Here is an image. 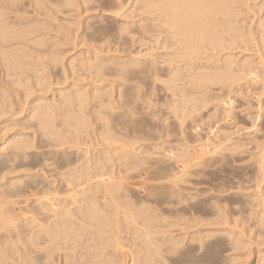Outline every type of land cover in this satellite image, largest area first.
Returning a JSON list of instances; mask_svg holds the SVG:
<instances>
[{
    "label": "bare ground",
    "instance_id": "6f19581e",
    "mask_svg": "<svg viewBox=\"0 0 264 264\" xmlns=\"http://www.w3.org/2000/svg\"><path fill=\"white\" fill-rule=\"evenodd\" d=\"M17 1L18 0H0V55H1V58H2V62L3 60L5 61L4 65L2 67H4L5 65L8 67L9 65H12V66H15V65H19L17 64L18 62H20L19 60L17 61V59H20L22 57H20L22 54H20V48H22L23 46L25 47L26 43H28V45H31L33 44L35 47L40 45V41H35V42H32V40H30V38L35 35L36 31H37V25L39 24H33V20L31 21L32 23H25L26 19L24 17H20L21 14H20V11H18L20 7H17L18 4H17ZM32 1V0H31ZM30 1V2H31ZM38 1V0H37ZM41 0H39L37 3L41 4L40 2ZM45 1V0H44ZM51 1H54V0H51ZM56 1V0H55ZM58 1V0H57ZM77 1V0H76ZM75 0H65L61 5L64 7H72L74 6L77 2ZM81 1V0H79ZM98 1H101V0H98ZM106 1V0H105ZM110 3L111 1H114V0H109ZM107 1V2H109ZM121 1V3H119ZM124 1V0H123ZM122 0H116L114 3H119V4H114L112 2L111 6L114 4L116 7V11L117 10H121L123 8L124 5L130 3L129 1H132V0H125V2H127L125 4L122 3L123 2ZM241 1V0H239ZM246 1V0H245ZM10 2V3H9ZM19 2V1H18ZM28 2V3H30ZM35 2H32V3H35ZM59 2V1H58ZM57 2V3H58ZM76 2V3H75ZM82 4L86 1H81ZM79 2V3H81ZM88 2V0H87ZM93 2L96 3L95 0H93ZM103 2V1H102ZM244 2V1H242ZM250 3V0L247 1ZM46 3V2H45ZM50 3V2H49ZM104 3V2H103ZM135 4V6L137 5H140L139 8H142L140 9L139 12L142 13V11L144 12L142 15H146V19L142 20L143 22V25H145L147 22V26H142L140 25L139 29L142 30L141 33L143 32V36L145 35H150V36H153V39L155 41V39L157 38H154V36L158 37L159 38L161 36H163V45H164V48H170V49H176L177 50H180L179 53V58L177 59L175 56V58L177 59L176 61H180V63L184 65L183 66H180V68H177L174 70V72H172V79L168 81V85L166 86L167 90L169 91H176V89L174 87H171V85H175V87H177L174 82L177 81V82H181L183 80H186V78L189 77V82L190 83H186V84H189L190 86L192 85L191 90L189 89V91H185V89H183L184 91L180 92V97L181 98H178L180 99L179 100V104L176 105L174 108H170V109H173V111L171 112V116H174L173 118H175L176 120V124L179 128H183L185 127V123H187V121L189 119H191V122H192V117L194 116L195 113H197L198 111H205V109H207L211 104H215V106H220L219 109L222 107L223 109V114L220 113V118L221 116L223 115V121H222V118H221V124L222 122H225L224 120H226V122L228 121V119L231 118L232 114H233V110H231L233 108V106L236 104L234 103V100L232 98V95H233V90L234 89H237V88H234L232 91L229 90L232 92V95L231 93H229L225 98L224 97H221V94L217 93L215 95L214 92L210 93V91L208 92L207 88H208V85H213V86H216L215 84L217 83V85H224V87L226 86H231V89L233 88V86H237L235 85L236 83H240L242 81V83L244 84V81H248V82H252L251 85H253L254 83H258L261 81V83L264 82V15H263V19L261 18V20H259V22L257 23V25L260 24V31L258 32L259 34V37L258 39L254 38L253 35L251 33L253 32H249L250 29H245V30H249L248 31V35L247 33H243L241 28L238 27L240 24H238L237 26V23L234 21V19H236V21H239L237 20L238 17H235L238 10H236V8L233 6L234 3H238V0H136L133 2ZM246 3V2H245ZM244 3V5H245ZM261 3V2H260ZM17 4V5H16ZM23 4V3H21ZM26 4V3H25ZM36 4H35V7H36ZM48 4V3H47ZM53 4V3H52ZM80 4V5H82ZM90 4V3H89ZM93 4V3H92ZM109 4V3H108ZM134 4L132 5V7H135ZM243 5V3H240V5ZM264 5V3H261ZM261 4H259L261 6ZM3 5V6H2ZM11 5V6H10ZM16 6L17 7V11L14 12V10L11 8L13 6ZM44 5V4H43ZM50 5V4H49ZM105 5V4H104ZM104 5H102V7H105ZM107 5V4H106ZM130 5V4H129ZM239 5V4H238ZM262 5V6H263ZM27 6V5H26ZM30 6V4H29ZM28 6V7H29ZM41 6V5H40ZM39 6V7H40ZM52 6V5H51ZM57 6V5H56ZM61 6V7H62ZM83 8H84V5H82ZM79 7V9H81V7ZM94 6V4H93ZM97 6V5H95ZM94 6V8H95ZM110 6V4H109ZM127 6V5H126ZM237 6V5H236ZM250 5H248L249 7ZM24 7V6H23ZM26 7V8H28ZM47 7V6H45ZM44 7V9H45ZM60 7V8H61ZM89 7V6H88ZM86 7L85 10L88 8ZM92 7V6H91ZM108 7V6H106ZM130 7V6H129ZM244 8V6H242ZM247 7V6H246ZM251 7V6H250ZM15 8V7H14ZM32 8V7H31ZM38 8V6H37ZM41 8V7H40ZM52 8V7H51ZM99 8H100V5H99ZM114 9V7H112ZM139 8H134L135 10H139ZM264 8V6H263ZM262 8V9H263ZM16 9V8H15ZM22 9V8H21ZM20 9V10H21ZM24 9V8H23ZM22 9V10H23ZM39 9V8H38ZM49 9V8H48ZM47 9V10H48ZM53 9V8H52ZM64 9V8H63ZM78 9V10H79ZM92 9V8H91ZM105 10H102L103 12L106 11V8H104ZM109 9V7H108ZM107 9V10H108ZM113 9H109V11L112 12ZM133 9V8H132ZM133 9V10H134ZM239 9V8H238ZM37 10V9H35ZM41 10V9H40ZM40 10L38 11H35L34 13H37L39 12L40 13ZM43 10V9H42ZM41 10V12H42ZM46 10V11H47ZM61 10V9H60ZM88 10V9H87ZM98 10V8L96 9V11ZM101 10V8H100ZM99 10V11H100ZM134 10V11H135ZM243 10V9H242ZM33 11V10H32ZM31 11V12H32ZM45 11V12H46ZM66 11V9H65ZM68 11V10H67ZM66 11V12H67ZM93 11H95V9H93ZM129 11V10H128ZM241 11V10H240ZM7 12H10L11 14L9 15H12L13 12L14 14L16 15L15 17H13V21L11 23H9L10 21L6 19V16H7ZM18 12H19V16H18ZM29 12V11H28ZM48 12V11H47ZM54 12V11H53ZM56 12V11H55ZM64 12V13H66ZM70 12V10H69ZM76 12V11H75ZM85 12V11H84ZM87 12V11H86ZM102 12V13H103ZM115 12V11H114ZM133 12V11H132ZM239 12V11H238ZM26 12H24L25 14ZM44 13V10L43 12ZM41 13V14H42ZM59 13V11H58ZM68 13V12H67ZM71 13V12H70ZM68 13V14H70ZM80 13V12H79ZM113 13V12H112ZM116 13V12H115ZM113 13V14H115ZM119 13V16L120 17V12L117 11V15ZM240 13V12H239ZM257 13V12H255ZM28 14V13H26ZM25 14V16H26ZM30 14V12H29ZM38 14V13H37ZM53 14V13H51ZM55 14V13H54ZM67 14V15H68ZM73 14V13H71ZM86 14V13H85ZM108 14V13H106ZM123 14V13H122ZM125 14V13H124ZM243 14V13H242ZM254 14V13H253ZM260 14V12H259ZM259 14H255V16H258ZM45 15L44 17L48 16L49 15H46V14H43ZM67 15H63L65 17H67ZM76 15V14H75ZM101 15V14H100ZM109 15V14H108ZM24 16V15H23ZM30 16V15H29ZM37 16V15H36ZM39 16V14H38ZM51 16V15H50ZM53 16V15H52ZM56 16H58L57 14L54 15V21ZM74 16V15H73ZM103 16V15H102ZM101 16V17H102ZM107 16V15H106ZM133 16V15H132ZM141 16V15H140ZM234 16V19L232 18ZM238 16V15H237ZM243 16V15H242ZM254 15L252 17H255ZM10 17V16H9ZM61 17V16H60ZM64 17V18H65ZM99 17V16H98ZM117 17V16H116ZM115 17V18H116ZM124 17V16H123ZM138 17V16H137ZM244 17V16H243ZM243 17H240L241 19H243ZM246 17V16H245ZM38 18V17H37ZM114 18V17H113ZM112 18V19H113ZM125 18V17H124ZM123 18V19H124ZM127 18V16H126ZM132 18V17H131ZM142 18V17H141ZM144 18V17H143ZM142 18V19H143ZM30 19V18H29ZM36 19V18H35ZM41 19V18H40ZM95 19V18H94ZM103 19V18H101ZM122 19V18H121ZM119 19V20H121ZM122 19V21H123ZM129 20V18H127ZM134 19V18H133ZM12 20V19H10ZM28 20V19H27ZM60 20V18L58 19ZM57 20V21H58ZM68 20V19H65V21ZM74 20V19H73ZM99 19H97V22H98ZM118 20V21H119ZM146 20V21H145ZM244 20V19H243ZM9 21V22H8ZM30 21V20H29ZM70 20H68L67 22H69ZM96 21V19H95ZM117 21V23H118ZM127 21V20H126ZM261 21V22H260ZM35 22V21H34ZM42 22V21H41ZM40 22V23H41ZM46 22V21H45ZM52 22V21H51ZM62 21H60L59 23L61 24ZM64 22V21H63ZM73 22V21H71ZM74 22H76V20H74ZM73 22V25H75ZM91 22V21H90ZM90 22H87V24H89ZM125 22V21H124ZM239 22H242V21H239ZM249 22V21H248ZM56 23V22H55ZM58 23V25H59ZM106 23V22H105ZM115 23V22H114ZM121 23V22H120ZM127 23V22H126ZM134 23V22H133ZM138 23V22H137ZM251 23V22H250ZM249 23V24H250ZM54 24V23H53ZM71 24V23H69ZM132 24V23H131ZM243 24V23H242ZM253 24V23H251ZM45 25V24H44ZM72 25V24H71ZM86 25V23H85ZM105 25V24H104ZM120 25V24H119ZM123 25V24H122ZM247 25V24H246ZM256 25V24H255ZM43 26V24L41 25ZM47 26V25H46ZM126 26V25H125ZM131 26V25H129ZM139 26V25H138ZM142 26V28H141ZM248 26V25H247ZM246 26V27H247ZM65 27V26H64ZM67 27V26H66ZM122 27V26H121ZM128 27V25H127ZM126 27V28H127ZM134 27V25H133ZM251 27V26H250ZM40 28V26L38 27V29ZM45 28V27H44ZM47 28V27H46ZM48 28H50L48 26ZM59 28H61L59 26ZM57 28V29H59ZM120 28V27H119ZM123 28V27H122ZM135 28V27H134ZM244 28V27H243ZM255 28V27H254ZM256 28V29H257ZM128 29V28H127ZM137 29V28H136ZM45 30V29H44ZM106 31L110 30V29H105ZM115 30V28H114ZM252 30V29H251ZM255 30V29H254ZM47 31V30H46ZM49 31V30H48ZM105 31L106 35L108 34L107 32ZM112 31V29H111ZM118 31V30H117ZM122 31V30H120ZM131 31V30H130ZM253 31V30H252ZM116 32V31H115ZM126 32V30H125ZM45 33V32H44ZM87 33V32H86ZM117 33V32H116ZM121 33V32H119ZM250 33V34H249ZM256 33V31L254 32ZM49 34V32H48ZM93 34V33H92ZM118 34V33H117ZM116 36H120V35H117ZM134 34H137V33H134ZM40 35V34H39ZM86 35V34H85ZM84 35V36H85ZM109 35V34H108ZM131 35V33L129 34V36ZM133 35V34H132ZM31 36V37H30ZM89 37V34L87 35ZM86 36V37H87ZM96 36V35H95ZM98 36V35H97ZM113 36V35H112ZM111 36V37H112ZM115 36V35H114ZM126 36V35H124ZM123 36V39L125 38ZM135 36V35H134ZM256 36V35H255ZM40 37V36H39ZM103 37V36H102ZM111 37H107L108 39L111 38ZM131 37V36H130ZM129 37V38H130ZM29 38V39H28ZM44 38V37H43ZM42 38V39H43ZM93 38V37H92ZM97 38V37H96ZM114 38V37H113ZM112 38V39H113ZM116 38V37H115ZM120 38V37H118ZM122 38V37H121ZM137 38V37H136ZM145 38V37H144ZM143 38V39H144ZM151 39V37H149ZM36 39V38H35ZM111 39V40H112ZM131 39V38H130ZM138 39V38H137ZM142 39V40H143ZM87 40V39H86ZM85 40V41H86ZM102 40V38H101ZM122 40V39H121ZM127 40V39H126ZM141 40V39H140ZM146 40V39H145ZM152 40V39H151ZM47 41V40H46ZM134 41V40H133ZM153 41V40H152ZM239 41V42H238ZM31 42V44H30ZM92 42V41H90ZM96 42V41H95ZM94 42V43H95ZM103 42V41H101ZM108 42V41H107ZM112 42H115V41H112ZM117 42V41H116ZM129 42V41H128ZM135 42V41H134ZM145 42V41H144ZM49 43V42H48ZM97 43V42H96ZM100 43V41L98 42V44ZM127 43V42H126ZM148 43V42H147ZM154 43V42H153ZM152 43V45H153ZM160 43V42H159ZM239 43L240 44V47L241 45L244 46L245 50L246 48H252V47H256L257 50L255 51H258V54H259V57L258 59H260V61H258L257 64L258 66L260 67H252V64H249V63H246V61L244 62V64H238L240 66H235L236 70L232 68V64H236V61L235 63L233 61H230L233 62V63H230L229 59L226 60V58H223L222 56V59L226 60L225 62L221 63L222 65L224 64V67H220L218 68L216 71L214 69V66H213V69H214V72L215 74L212 75V73H206L208 75H211V76H206V74L203 75L204 72H201V69L202 68H205L206 65L207 67H209L208 65L210 64H207L208 61H210V57L213 59L212 56L210 55H205V53L207 54L208 52L210 51H218V52H222L224 53L225 51H222V49H226V48H236L239 47ZM43 44H44V41H43ZM129 44V43H128ZM140 44V42L138 43ZM143 44V43H142ZM146 44V43H145ZM155 44V48L157 49V45L156 43ZM41 45H42V42H41ZM104 45L101 44V46ZM137 45V44H136ZM14 47H17V46H20V48H13ZM33 46V47H34ZM49 46V45H48ZM105 46V45H104ZM103 46V48H104ZM130 46V45H128ZM146 46V45H145ZM159 46V45H158ZM262 46V47H261ZM32 47V46H31ZM32 47V49H33ZM47 47V46H46ZM53 47H55L53 45ZM131 47V46H130ZM154 47V45H153ZM175 47V48H174ZM239 47V48H240ZM12 50L9 52H7L6 50L7 49H11ZM28 48V46H27ZM96 48H99L100 49V46L96 47ZM94 48V49H96ZM134 48V47H133ZM136 48V47H135ZM149 48V47H148ZM163 48V49H164ZM232 48V50H233ZM242 48V47H241ZM26 49V48H25ZM25 49L23 48L24 52H25ZM31 49V48H30ZM45 49V48H44ZM102 49V47H101ZM100 49V50H101ZM224 49V50H225ZM253 49V48H252ZM252 49H249L252 50ZM22 50V49H21ZM27 50V49H26ZM33 50H36L33 49ZM38 50V49H37ZM41 50V49H39ZM50 50V49H49ZM52 50V49H51ZM50 50V51H51ZM109 50V49H108ZM108 50L106 52H108ZM121 50V49H120ZM135 50V49H134ZM158 50V49H157ZM162 50V49H161ZM166 50V49H165ZM164 50V51H165ZM229 50V49H226V51ZM231 50V49H230ZM244 49L242 48L240 51H243ZM244 50V51H245ZM98 51V49L96 50ZM95 51V52H96ZM126 51V50H125ZM144 51V50H142ZM150 51V49H149ZM153 51V50H152ZM156 50H154L155 52ZM160 51V50H159ZM158 51V53H159ZM163 51V52H164ZM170 51V50H169ZM248 51V52H249ZM33 52V51H32ZM38 52V51H37ZM99 52V51H98ZM97 52V53H98ZM105 52V53H106ZM119 52V51H118ZM117 52V53H118ZM121 52V51H120ZM138 52V51H137ZM140 52V51H139ZM148 52V51H147ZM145 52V53H147ZM161 52V51H160ZM168 52V51H167ZM176 52V51H175ZM204 52V55L203 56V61L204 63H201L200 60L202 61V59H200V56H202ZM212 52V53H213ZM234 52V51H232ZM247 53V51H245ZM244 52V53H245ZM251 52V51H250ZM27 53V52H25ZM30 53V51H29ZM40 53V52H39ZM42 53V52H41ZM104 52H102L103 54ZM122 53V52H121ZM132 53V52H131ZM130 53V54H131ZM152 53V52H151ZM150 53V54H151ZM157 53V54H158ZM170 53V52H169ZM173 53V52H172ZM237 53V52H236ZM243 53V52H242ZM252 53V52H251ZM20 54V56H19ZM24 54V53H23ZM34 54H36L34 52ZM91 54V53H90ZM93 54V53H92ZM101 54V53H100ZM141 54V52H140ZM143 54V53H142ZM156 54V55H157ZM219 54V55H221ZM226 54V52H225ZM25 55V54H24ZM32 55V53H31ZM122 55V54H120ZM139 55V54H138ZM144 55V54H143ZM142 55V57H143ZM147 55H149V53L146 54V57H148ZM154 55V54H152ZM162 55V54H161ZM213 55V54H212ZM237 55V54H236ZM254 55V54H253ZM256 55V54H255ZM42 56V55H40ZM48 56V55H47ZM52 56V55H51ZM96 56V55H95ZM94 56V57H95ZM108 56V55H107ZM134 56V55H133ZM159 56V55H158ZM165 56V55H164ZM217 56V55H215ZM214 56V57H215ZM226 56V55H225ZM224 56V57H225ZM20 57V58H19ZM32 57V56H31ZM31 57L29 56V58L31 59ZM44 57V56H43ZM56 57V56H55ZM79 57V56H78ZM110 57V56H109ZM131 57V56H129ZM138 57V56H136ZM145 57V56H144ZM154 57V56H153ZM163 57V56H162ZM169 57V56H168ZM167 57V58H168ZM173 57V58H174ZM227 57V56H226ZM233 57V56H232ZM237 57V56H236ZM240 57V55H239ZM246 57V56H245ZM27 58V60L29 59ZM33 58V57H32ZM38 58V57H37ZM36 58V60H37ZM52 59V57H50ZM85 58V57H84ZM96 58V57H95ZM116 58V57H115ZM134 58V57H133ZM152 57H150L149 59H151ZM155 58V57H154ZM158 58V57H157ZM161 58V57H160ZM172 58V57H171ZM221 58V57H220ZM220 58L218 61H220ZM229 58V57H227ZM231 58V57H230ZM57 59V57H56ZM55 60H52V61H56ZM78 59V58H77ZM83 59V58H82ZM129 59V58H128ZM127 59V60H128ZM132 59V58H131ZM138 60V58H135ZM145 58H143L144 60ZM156 59V58H155ZM170 59V58H169ZM252 59V58H251ZM256 59V58H255ZM21 60V59H20ZM35 60V58H34ZM35 60V61H36ZM42 60V59H41ZM79 60V59H78ZM96 60V59H95ZM118 59H116L117 61ZM161 60V59H160ZM171 60V59H170ZM175 60V59H173ZM172 60V62H173ZM237 60V59H236ZM26 61V59H25ZM39 61V59H38ZM92 61V60H91ZM99 61V60H98ZM115 61V62H116ZM134 61V60H133ZM150 61H153V60H150ZM155 61V60H154ZM153 61V63H151V65L149 64L148 65V70H146V74H147V77L146 78H149V74L150 76L152 77V79H155L157 80V77L158 76V73L156 71L157 67L155 62ZM157 61V60H156ZM159 61V60H158ZM162 61V60H161ZM160 61V62H161ZM178 61V63H179ZM213 61V60H212ZM217 61V62H218ZM223 61V60H221ZM1 62V63H2ZM34 62V61H33ZM77 62V61H75ZM78 62H81L78 61ZM88 62V61H87ZM90 62V61H89ZM96 62V61H95ZM94 62V65H97L96 63ZM102 62V61H100ZM104 62V61H103ZM114 62V60L112 61ZM122 62V61H121ZM127 62V61H126ZM137 62V61H136ZM140 60L138 61V64H139ZM144 62V61H142ZM199 62V63H198ZM216 61L214 63H217ZM242 62H243V59H242ZM248 62H249V59H248ZM255 62V61H254ZM32 63V62H31ZM60 63V61L58 62ZM82 63V62H81ZM79 63V64H81ZM109 63L111 64L110 62V59H109ZM174 63V62H173ZM176 63V64H178ZM209 63V62H208ZM23 64V63H22ZM21 64V65H22ZM25 64V62H24ZM23 64V65H24ZM55 64V63H54ZM57 64V63H56ZM82 64H85V63H82ZM81 64V65H82ZM89 64V63H88ZM93 63H90V65L92 66ZM103 64V63H102ZM106 64V62L104 63V65ZM114 64V63H112ZM132 64V63H131ZM143 63H141V66H142ZM145 64V63H144ZM148 64V63H147ZM158 64V63H157ZM163 64V63H161ZM167 64V62H166ZM180 64V65H181ZM201 64V65H200ZM218 64V63H217ZM220 64V63H219ZM20 65V66H21ZM31 65V64H30ZM29 63H28V66H30ZM34 65V64H33ZM35 65H36V62H35ZM44 64H42L41 66H43ZM78 65V64H77ZM76 65V66H77ZM89 65V66H90ZM116 65V64H114ZM125 65V64H124ZM133 65V64H132ZM171 65V63H170ZM169 65V66H170ZM203 65V66H202ZM255 65V64H253ZM5 66V67H6ZM19 66V69H23L22 72L24 71L25 73V69L24 70V66L22 68H20ZM26 66V65H25ZM46 66V65H45ZM75 66V65H74ZM73 66V67H74ZM86 66V65H85ZM84 66V67H85ZM90 66V67H91ZM113 66V65H111ZM122 66V65H121ZM139 66V65H137ZM140 66V67H141ZM163 66H165L163 64ZM172 66V65H171ZM179 66V65H178ZM216 66V64H215ZM256 66V65H255ZM18 67V66H16ZM15 67V68H16ZM26 67V68H27ZM33 67V66H32ZM39 67V66H38ZM37 65H36V68H38ZM79 67V66H78ZM83 67V66H82ZM94 67V66H93ZM99 67V68H98ZM95 66V68L97 69H101L102 68V65L101 67L100 66ZM118 67V65H117ZM143 67V66H142ZM150 67V68H149ZM160 67V66H159ZM162 67V66H161ZM182 67V68H181ZM202 67V68H201ZM206 67V68H207ZM10 68V67H8ZM88 68V67H87ZM92 68V67H91ZM104 68V67H103ZM110 68V67H109ZM107 69V64H106V68L107 70H111V69ZM112 68V67H111ZM114 68V67H113ZM116 68V67H115ZM123 76L125 75V72L127 74L128 70H130V66L128 65H125V67L123 66ZM147 68V67H146ZM205 68V69H206ZM211 68V67H210ZM210 68H207L206 71ZM216 68V67H215ZM1 69V68H0ZM13 70L17 71L16 69L12 68ZM34 69V68H32ZM31 69V70H32ZM39 69H41L39 67ZM82 69H85V68H82ZM89 69V68H88ZM97 69V70H98ZM104 69V70H105ZM132 69V68H131ZM136 69V67H135ZM138 69V68H137ZM161 69V68H160ZM200 69L199 72L201 73L199 74L198 73V70ZM11 70V68L9 69ZM8 70V71H9ZM12 70V73H15V71L13 72ZM30 71V69H28ZM91 70V69H90ZM95 70V69H94ZM94 70H92L94 72ZM98 70V72H99ZM102 70V69H101ZM100 70V71H101ZM115 70V69H114ZM117 70V69H116ZM115 70V72H116ZM119 70V69H118ZM117 70V71H118ZM158 70V69H157ZM170 70V69H169ZM7 71V72H8ZM29 71H26V72H29ZM44 71V70H43ZM83 71V70H81ZM87 71V70H86ZM96 71V70H95ZM106 71V70H105ZM112 71V70H111ZM142 71H144V69H142ZM166 71V69H165ZM168 71V70H167ZM197 71V72H196ZM204 71V70H203ZM212 70H209V72H211ZM4 72H5V69H4ZM6 72V73H7ZM21 72V73H22ZM35 72V71H34ZM88 72V71H87ZM91 72V71H90ZM91 72V73H93ZM96 71L95 74L98 73ZM104 72V71H103ZM112 74L113 75H117V73L115 74ZM139 72H141L139 70ZM145 72H142L144 75H145ZM208 72V71H207ZM3 73V72H2ZM5 73V75H6ZM23 73V74H24ZM30 73V72H29ZM32 73V72H31ZM89 73V72H88ZM113 73V72H112ZM140 73V75L142 74ZM171 73V72H170ZM174 73V74H173ZM103 73L100 72L99 75H101ZM120 74V73H119ZM130 74V73H129ZM142 74V75H143ZM197 74V76H195ZM200 77H199V75ZM18 74H14L13 77ZM37 75V74H35ZM40 75V74H39ZM92 75V74H91ZM94 75V74H93ZM97 75V76H99ZM139 75V74H138ZM139 75V76H140ZM162 75V74H161ZM165 75V74H163ZM168 75V74H167ZM174 75V76H173ZM2 77V75H0ZM11 76V75H10ZM24 76H26L24 74ZM30 76V74H29ZM34 76V75H33ZM41 76V75H40ZM46 76V75H45ZM102 76V75H101ZM100 76V77H101ZM107 76V75H105ZM122 76V75H121ZM120 76V77H121ZM133 76V75H132ZM131 76V77H132ZM7 77V75H6ZM9 77V76H8ZM37 77V76H36ZM103 77V76H102ZM108 77H111V76H108ZM135 77V76H134ZM138 77V76H137ZM137 77H136V80H137ZM144 77V76H143ZM142 77V79H143ZM169 77V76H168ZM198 77V78H197ZM20 78V77H19ZM19 78H18V81H19ZM26 78V77H25ZM33 78V77H32ZM35 78V77H34ZM96 78V77H95ZM94 78V79H95ZM107 78V77H106ZM123 78V77H122ZM128 78V77H127ZM140 78V77H138ZM191 78L193 80H191ZM6 79V78H5ZM10 79V78H8ZM21 79V78H20ZM44 79V78H43ZM49 79V78H48ZM93 79V80H94ZM102 79H105V77H103ZM115 82H119L117 79V77H115ZM124 79V78H123ZM134 79V78H133ZM141 79V78H140ZM139 79V80H140ZM151 79V78H150ZM161 79V77H160ZM165 79V78H164ZM163 79V80H164ZM1 80V79H0ZM31 80V79H30ZM39 80V79H38ZM100 80V79H99ZM120 80V79H119ZM122 80V79H121ZM126 80V79H125ZM125 80H124V83H125ZM131 80V79H130ZM129 80V81H130ZM144 80V79H143ZM146 80V79H145ZM159 80V78H158ZM157 80V81H158ZM163 80H159L158 82L160 81H163ZM166 80H168V78H166ZM50 81V80H49ZM48 81V82H49ZM128 81V80H126ZM148 82V79L146 80ZM4 82V81H3ZM25 82V81H24ZM39 82V85H42V83L40 84V80L38 81ZM45 82V81H44ZM47 82V80H46ZM45 82V83H46ZM47 82V83H48ZM95 82V80H94ZM116 82V83H117ZM121 82V81H120ZM123 82V81H122ZM134 82V80H133ZM150 82V81H149ZM179 82V83H180ZM184 82V81H183ZM188 82V80L186 81ZM248 82H245V85ZM2 83V82H1ZM9 83V81H8ZM7 83V85H8ZM13 83V82H12ZM14 83H16L14 81ZM22 83V81H21ZM20 81H19V85L21 84ZM26 83V82H25ZM30 83V82H29ZM28 83V84H29ZM100 83V82H99ZM98 83V84H99ZM111 83L114 84V80L113 82L111 81ZM110 83V84H111ZM123 83V84H124ZM143 83V82H142ZM157 83V82H156ZM163 83V82H161ZM160 83V84H161ZM165 83V81H164ZM178 83V84H179ZM260 83V84H261ZM6 83H4L5 85ZM10 84V83H9ZM27 84V85H28ZM37 84V83H36ZM97 84V83H96ZM145 84V83H143ZM152 84V82H151ZM181 84H183L181 82ZM184 83V85L187 87ZM194 84V86H193ZM242 84V86H244ZM264 84V83H263ZM2 85V84H1ZM23 85V84H21ZM30 85V84H29ZM33 85V84H32ZM48 85V84H46ZM50 85V84H49ZM48 85V86H49ZM112 85V84H111ZM127 85V83H126ZM131 85V84H130ZM134 85V84H133ZM162 85V84H161ZM164 85V84H163ZM162 85V86H163ZM12 86V85H11ZM17 86V85H16ZM102 86V85H101ZM146 86V85H145ZM240 86V84H239ZM239 86H237L238 88H240ZM241 86V89L243 88ZM255 86V85H253ZM259 86V85H258ZM9 87V86H8ZM18 87V86H17ZM24 87V86H23ZM29 87V86H28ZM76 87V86H75ZM114 87V86H112ZM111 87V88H112ZM128 87V86H127ZM133 87V86H132ZM159 87V86H158ZM181 87V86H180ZM212 87V86H211ZM210 87V88H211ZM223 87V86H221ZM245 88L243 89V91H245L246 89V86H244ZM250 87V85H249ZM1 88V87H0ZM19 88L22 89V87L20 86ZM119 88H123V86L119 87ZM126 89V87H124ZM123 88V89H124ZM135 88V86L133 87ZM137 88H139L137 86ZM151 88V87H150ZM165 88V86H164ZM183 88V87H182ZM214 88V87H213ZM228 89V87H226ZM252 88V87H251ZM255 88V87H254ZM262 88V87H261ZM14 89V88H13ZM12 89V90H13ZM18 89V88H17ZM16 89V90H17ZM25 89H28L27 86H25ZM25 89H23V92L26 91ZM43 89V88H41ZM104 89V88H103ZM110 89V88H109ZM136 89V88H135ZM153 89V88H152ZM160 89V87H159ZM165 89V90H166ZM173 89V90H172ZM194 89V91H193ZM217 89V88H216ZM226 89V90H227ZM248 89V88H247ZM257 89V88H256ZM7 89L4 90V93H6ZM19 90V89H18ZM31 90V89H30ZM40 90V89H39ZM78 90V89H76ZM81 90V89H80ZM119 90V89H118ZM131 90V88H130ZM129 89L124 91V92H119L121 93L120 95L122 97L119 96L120 99H123L121 101L122 103V106H125V108L129 110V112L131 111V113L133 112L134 109V102L136 103L137 101V98L140 96L139 93H136V94H133V91L131 92ZM139 90H141L139 88ZM155 90V89H154ZM164 90V89H163ZM212 91V88L210 89ZM227 90V91H229ZM238 90V89H237ZM249 90V89H248ZM264 90V88H263ZM44 91V89H43ZM67 91V90H66ZM79 91V90H78ZM84 91V89L82 90ZM99 91V90H98ZM113 91V90H112ZM122 91V89H121ZM149 91V90H148ZM223 91V90H222ZM236 91V90H234ZM247 91V90H246ZM257 91V90H256ZM18 92V91H17ZM64 92V91H62ZM74 92V91H73ZM81 92V91H79ZM97 92V91H96ZM101 92V91H100ZM107 92H109L107 90ZM135 92H138L137 90ZM141 92V91H140ZM144 92V91H143ZM157 92V91H156ZM216 92V90H215ZM221 92V91H219ZM226 92V91H225ZM223 91V93H225ZM258 92V91H257ZM255 92V93H257ZM8 93V92H7ZM6 93V94H7ZM10 93V92H9ZM25 93V92H24ZM66 93V92H65ZM64 93V94H65ZM70 93V92H68ZM76 93V95L74 94L73 97H77V98H74L75 101H78L80 104L76 109H78L77 111L75 112H79L81 115H78L74 112V115L73 113L67 111V113H71L70 116H66V119H64V124L65 126H71V127H76L78 129H80L81 131L84 130L83 133L81 134H84L85 136H88L87 132H89V127L91 126V129L94 131L93 127L89 121L90 119H92L93 117H91L92 115H94V113L92 111H94L96 113V116H101V117H97V121H99L100 119V126H101V123H102V128L100 127L99 130L100 132H98V134L102 132V134L100 135V140H103V143L105 142L106 143V148H103L100 152L101 154L97 155L96 156V159H93L91 155H89L90 153V150L86 147L87 150H79L76 152L77 155H75V157H72L70 158L69 160H62L60 159L59 160V163H61V165L59 166V169L61 172L57 173L56 177L59 178V176L63 179V183L64 184H61L59 185L60 186H63L64 187H60L62 188V190H59L58 187H55V181L58 179H55L53 181H46V179L44 180V182L38 180L37 179H30V182L27 180V187L30 188L31 191V195H28L26 190L21 186L23 181L22 180H16V179H10L7 187L5 188H0V264H11V262H16L18 264H26L27 261H29L30 257L28 258V254L26 253H22L21 252V248L18 247L20 244V242H27L28 243V246H24L25 248L29 247V244H31V246L33 245V248H34V245L35 247L37 246V244H42V245H38L40 247V249L43 246V244L46 245V243H52V247L51 249H48L47 252H45L44 248H42L41 252L45 253V259H49V261H51L50 259H53V256L54 254H57L56 252L54 253V251H61V254L64 251V254L65 252H67L66 255H64V258L65 260L70 257L69 256V253L72 252L73 250H76L77 249V245L76 243L78 244L79 241L77 242V240L75 241V243H72L71 245L69 244V242L71 243V239H69L71 235H76V232L78 233V236L81 240H84V243L82 242L81 246L84 244V254L85 256L83 255V253L80 251V253H82V255L84 256L85 260H86V263L84 264H107V263H110V264H241L239 261V259H242L243 255H242V251H243V246H245V244L242 246V249H241V246H239L237 243H231L229 242L230 244H228V242L225 243V238H222L219 237L220 239L218 240L217 236L215 235V231L216 233L217 232H222L221 229L219 228H215V229H206V230H203V229H200L198 228V226L200 225L199 223V220L195 217L199 214V211L197 212L196 210L198 209H195L198 205V203H196V207H194L195 203L193 202L192 199L188 200L189 199V194L193 193L192 191H190V185L189 183L194 184L195 185H200L199 181H195L194 182V179H198V177H202L203 175L205 176L206 173L209 172L210 169H208V172H205L206 171V168H209L211 167V157L207 154H209V147H208V143H209V140H211V142L213 144H215V142H217L218 140L220 141V137H217L219 134H217V132L215 133V130L214 132H210L211 130V126H208V127H211L209 130V133L210 135L213 133L217 134V136L215 135V137L213 136H209L211 138H217L218 140L217 141H212L213 139H209L208 137V141L206 140V142H200V140H195L194 138H192L193 140L197 141L198 143L200 142V144L198 145V147H191L193 149H190L192 150L191 152L188 151V153H177V151L180 149L179 145V149L176 151L175 153V150L173 149V147H171V149L169 148L168 150L169 151H166L164 152L163 148L164 145H162L163 147L161 148V151L163 150V155H164V160H161V157H160V160L161 161H155L153 163H150L143 155V153L141 152L142 150H140L139 148H136L135 146L138 145L136 144V142H134L133 140L134 139H138L139 135H145L146 132H148V128L147 126L144 125V123L140 122V121H134V113H130L128 112V110L126 111V113H123V112H119L118 110L116 111L117 108L114 109V107L112 108V106L114 105H111V104H114L110 98L109 99H103L102 95H100L101 97H96L94 100L92 99L93 101V107L94 108H91V109H94L92 110L91 112L93 113L89 118V121H88V116H86V114L88 115V112L87 110H90L88 109L89 108V103H87L83 94L81 93H78L77 91L74 92ZM87 93V92H86ZM95 93V92H94ZM106 93V92H105ZM104 93V94H105ZM110 93V92H109ZM118 93V94H119ZM162 93V92H161ZM165 93V92H163ZM175 93V92H174ZM173 92L170 93L169 97L171 96L172 94V97H173ZM214 93V94H213ZM228 93V92H227ZM237 93V92H236ZM238 93H243V92H240L238 90ZM247 93V92H246ZM250 93V91H249ZM248 93V94H249ZM263 93V92H261ZM259 93V94H261ZM1 94V93H0ZM3 94V93H2ZM5 94V97L7 96ZM11 94V93H10ZM16 94V93H15ZM43 94V93H42ZM72 94V93H71ZM85 94V93H84ZM102 94V93H101ZM244 94V93H243ZM242 94V95H243ZM14 95V94H12ZM26 95L25 94V98H26ZM60 95V94H59ZM63 95V93H62ZM69 95V94H68ZM95 95H97L95 93ZM106 95V94H105ZM108 95V94H107ZM111 97L113 96L112 94H110ZM109 95V96H110ZM139 95V96H138ZM146 95V93H145ZM149 95V94H148ZM161 95V94H159ZM165 95V94H163ZM167 95V94H166ZM177 95V94H176ZM236 95V94H235ZM234 95V96H235ZM241 95V94H240ZM241 95V96H242ZM1 96V95H0ZM21 96V95H20ZM71 96V95H70ZM83 96V97H82ZM233 96V97H234ZM246 96V95H244ZM242 96V97H244ZM264 96V94H263ZM1 97H4L1 96ZM12 97V96H11ZM62 97V96H61ZM68 97V96H67ZM71 97V98H73ZM92 97V96H91ZM106 97V96H105ZM178 97V96H177ZM177 97H174V98H177ZM252 97V96H251ZM260 98L261 96L257 95V98ZM10 98V97H9ZM17 98V97H16ZM16 98H14L16 100ZM83 98L84 100L86 101H83ZM87 98V97H86ZM94 98V97H92ZM118 98V99H119ZM141 98V97H140ZM143 98V97H142ZM167 98V96L165 97ZM255 98V97H254ZM3 99V98H2ZM12 99V98H11ZM10 99V100H11ZM17 99H20V98H17ZM159 99V98H158ZM250 99V98H249ZM261 99V98H260ZM5 100H7V98H5ZM9 100V102H10ZM14 100V101H15ZM41 100V99H40ZM57 100V99H56ZM62 100V98H61ZM65 100V99H64ZM64 100L62 102V104L64 103ZM68 100V99H67ZM66 100V101H67ZM110 100V101H109ZM116 100V99H115ZM140 100V99H139ZM176 100V99H175ZM256 100V98L254 99ZM263 100V99H262ZM4 100H2V103H3ZM37 101V100H36ZM74 101V100H73ZM117 101V100H116ZM145 101V100H144ZM148 101V100H147ZM146 101V102H147ZM163 101H164V97H163ZM167 101V100H166ZM237 101V100H236ZM244 101V100H243ZM248 101V100H247ZM253 101V100H252ZM259 101V100H258ZM1 102V101H0ZM13 102V101H12ZM10 102V103H12ZM44 102V101H43ZM42 101H37V105L34 107L33 109V112L31 113L32 114V119L30 117L31 120H34L36 122L35 125L36 127H42L43 128V131L46 129V133H50V132H47V131H51V129L47 130V128H51L53 125L51 124H54L55 125V122L54 123H50L52 121H50L49 123L46 121V119H48V116L46 117L48 111L50 109H53V111L51 112H54V109H56V104H53L55 105H50V103H43ZM46 102H49V101H46ZM59 102H61L59 100ZM68 102L70 103V101L68 100ZM78 102H75V103H78ZM112 102V103H111ZM150 102V100H149ZM8 103V101H7ZM14 103V102H13ZM120 103V102H119ZM133 103V105H132ZM141 103V102H140ZM145 103V102H144ZM142 103V104H144ZM153 103V102H152ZM161 103V102H160ZM171 103V101H170ZM175 103V102H174ZM178 103V101H177ZM244 103V102H243ZM263 103V101H262ZM1 104V103H0ZM16 105V103H14ZM36 104V103H35ZM162 104V103H161ZM173 104V103H171ZM257 104V102H256ZM2 105V104H1ZM4 105V104H3ZM2 105V106H3ZM67 105V104H66ZM64 105V106H66ZM71 105V104H70ZM121 105V104H120ZM152 105V104H151ZM150 105V106H151ZM174 105V104H173ZM237 105V104H236ZM247 104L244 105V108ZM11 106V105H10ZM59 106V105H58ZM61 106V105H60ZM73 106V105H71ZM133 107L131 110L130 107ZM144 106V105H143ZM157 106V105H156ZM155 106V107H156ZM214 106V105H213ZM253 106V105H252ZM255 106V105H254ZM92 107V106H91ZM142 107V106H141ZM140 107V108H141ZM152 107V106H151ZM150 107V108H151ZM159 107V106H158ZM173 107V106H171ZM243 107V106H242ZM248 107H249V104H248ZM256 112L258 111H261L262 112V109H263V105H261L260 102H258V104L256 105ZM5 108L7 109L6 105H5ZM3 108L5 111L6 109ZM12 108V106L10 107ZM16 107H14L15 109ZM64 108V107H63ZM70 108V107H69ZM122 108V107H121ZM123 107V109H125ZM130 108V109H129ZM163 108V107H162ZM244 108H240V109H244ZM251 108V107H249ZM2 109V110H3ZM73 109V108H72ZM120 109V107H119ZM149 109V108H148ZM155 109V108H154ZM167 109V108H166ZM235 109V107L233 108ZM255 109V108H254ZM1 110V108H0ZM13 110V108H12ZM12 110H7V111H12ZM58 110V109H56ZM55 110V111H56ZM66 110V109H65ZM70 110V109H69ZM144 110V109H143ZM150 110V109H149ZM161 110V109H160ZM231 110V111H230ZM238 110L235 109V112ZM246 110V109H245ZM244 110V111H245ZM4 111V112H5ZM14 111V110H13ZM12 111V113H13ZM147 111V110H146ZM154 111V110H153ZM240 111V110H239ZM247 111V110H246ZM264 111V110H263ZM2 112V111H1ZM15 112V111H14ZM17 112V110H16ZM128 112V113H127ZM142 112H145L142 111ZM148 112V111H147ZM198 112V113H199ZM255 112V114H256ZM260 112V113H261ZM59 113V111H58ZM66 113V112H65ZM150 113V112H149ZM153 113V112H152ZM167 113V112H166ZM204 113V112H203ZM209 115H210V111L208 112ZM241 113V112H240ZM239 113V114H240ZM246 113V112H245ZM248 113H249V110H248ZM18 114V113H17ZM60 114V113H59ZM91 114V113H90ZM89 114V115H90ZM99 114V115H98ZM213 114V113H212ZM211 114V115H212ZM237 114V113H236ZM235 114V115H236ZM16 115V113H15ZM66 115V114H65ZM68 115V114H67ZM137 115V114H136ZM141 115V114H140ZM139 115V116H140ZM202 115V114H201ZM200 115V116H201ZM205 115V114H204ZM234 115V116H235ZM244 115V113H243ZM259 115V113H258ZM27 116V115H26ZM52 116V115H51ZM63 116V115H62ZM61 116V117H62ZM239 116V115H238ZM254 116V115H253ZM147 117V115H146ZM208 117V116H207ZM245 117V116H244ZM256 117V116H255ZM260 117V116H259ZM136 118V117H135ZM151 118V117H150ZM166 118V117H165ZM168 118V116H167ZM203 118V117H202ZM201 118V119H202ZM206 118V117H205ZM211 118L213 119L212 117H208V119ZM234 118V117H232ZM231 118V119H232ZM29 119V118H28ZM62 119V120H63ZM141 119V118H140ZM164 119V118H163ZM194 119V118H193ZM208 119H205L206 121ZM210 119V120H211ZM218 119V118H217ZM216 119V120H217ZM240 119H242L240 117ZM244 119V118H243ZM250 119V116L249 118ZM95 120V119H94ZM204 120V119H202ZM204 120V121H205ZM247 120V118H246ZM260 120V119H259ZM258 120V121H259ZM92 121V120H91ZM149 121V120H148ZM205 121V122H206ZM233 120H231L230 122H232ZM236 122V120H234ZM233 121V122H234ZM257 121V120H256ZM95 122V121H93ZM190 122V120H189ZM200 122V121H199ZM203 122V121H202ZM201 122V123H202ZM214 122V121H213ZM217 122V121H215ZM219 122V123H220ZM229 123V122H227ZM234 122V123H235ZM241 122V121H240ZM253 122V121H252ZM59 123V122H58ZM57 123V124H58ZM98 123V122H97ZM218 123V122H217ZM237 123V122H236ZM242 123V122H241ZM254 123V122H253ZM256 123V122H255ZM258 123V122H257ZM256 123V124H257ZM33 124V123H32ZM147 124V123H146ZM200 124V123H199ZM207 124V123H205ZM205 124H203L205 126ZM215 124V123H214ZM213 124V125H214ZM232 123L230 124H227L231 126ZM245 124V123H244ZM250 124L251 121H250ZM96 126V123L94 124ZM98 125V124H97ZM216 125V124H215ZM219 125V124H218ZM217 125V126H218ZM262 125V124H261ZM151 126V125H150ZM165 126V124H164ZM171 126V125H170ZM189 126V125H188ZM192 126V125H191ZM199 126V125H197ZM196 126V127H197ZM201 126V125H200ZM221 126V125H220ZM226 126V127H227ZM236 126V124H235ZM241 126V125H239ZM264 126V125H263ZM8 127V126H7ZM98 127V126H96ZM155 127V126H154ZM159 127V126H158ZM161 127V126H160ZM207 127V128H208ZM255 127V126H254ZM260 127V126H259ZM34 128V127H33ZM151 128V127H150ZM186 128V127H185ZM184 128V129H185ZM195 128V127H194ZM198 128V127H197ZM201 128V127H199ZM198 128V129H199ZM206 128V129H207ZM214 128V127H213ZM256 128V127H255ZM53 129V128H52ZM59 129V128H58ZM62 129V128H61ZM90 129V131H92ZM163 131H159V133H166V136L169 137L170 135L168 134H172L169 132V128L167 129L163 127ZM192 129V128H191ZM215 129V128H214ZM217 129V128H216ZM219 129V128H218ZM241 129V128H239ZM56 130V129H54ZM60 130V129H59ZM64 130V129H63ZM68 130V129H67ZM74 130V129H73ZM72 130V131H73ZM79 130V131H80ZM98 130V129H97ZM95 130V131H97ZM98 130V131H99ZM158 130V129H157ZM182 130V129H181ZM188 130V128H187ZM201 131V129H199ZM205 130V129H204ZM213 130V129H212ZM222 130V129H221ZM225 130V129H224ZM227 130V129H226ZM229 131H231V129H228ZM233 130H234V127H233ZM255 130V129H254ZM257 130V129H256ZM264 130V129H262ZM58 131V130H57ZM56 131V133H57ZM62 131V130H61ZM65 131V130H64ZM78 131V132H79ZM80 131V132H81ZM93 131L92 133H90V135L92 134V139L93 141L95 139H97V137H93ZM94 131V132H95ZM146 131V132H145ZM151 131V130H150ZM150 131L149 134L150 135ZM155 131V130H154ZM192 131H195V130H192ZM19 132V131H18ZM40 132V131H39ZM55 132V131H54ZM67 132V131H66ZM70 132H71V129H70ZM158 132V131H157ZM188 132H191L188 131ZM204 132V131H203ZM202 132V133H203ZM206 132V131H205ZM208 132V131H207ZM220 132V131H219ZM224 132V131H223ZM236 133V131H234ZM239 132L241 133L242 131L239 130ZM238 132V133H239ZM257 132V131H256ZM263 132V131H262ZM61 133V132H60ZM64 133V132H63ZM76 133V132H75ZM87 133V134H86ZM153 133V132H152ZM156 133V131H155ZM176 133V132H175ZM194 133V132H193ZM239 133V134H240ZM243 133V132H242ZM259 133L261 132H258V135ZM40 134V133H39ZM51 134V133H50ZM52 134L54 135L53 133V130H52ZM59 135V132L57 133ZM64 134H67V133H64ZM95 134H97L95 132ZM182 134V133H181ZM185 134V133H184ZM191 134V133H189ZM197 131L195 132V134L193 135H197ZM207 134V133H206ZM222 134V133H221ZM229 134V133H228ZM232 134V133H231ZM49 135V134H48ZM47 135V136H48ZM57 135V136H58ZM78 135V133H77ZM84 135H80V137L84 136ZM160 135V134H159ZM158 135V136H159ZM223 135V134H222ZM51 136V135H50ZM56 136V134L54 135ZM99 136V135H97ZM139 136V137H138ZM148 135H146L145 137H147ZM153 136V135H152ZM157 136V135H156ZM161 136V135H160ZM175 136V135H174ZM179 136V135H178ZM202 136V135H201ZM204 136V135H203ZM207 136V135H206ZM227 136V134H226ZM229 136V135H228ZM227 136V137H228ZM239 136V135H238ZM243 136V135H242ZM1 137V136H0ZM14 137V136H13ZM53 137V136H52ZM63 137V136H62ZM122 137V138H121ZM177 137V136H176ZM182 138V136H180ZM186 137V136H185ZM188 137V136H187ZM196 138L198 136H195ZM227 137H225V140L227 139ZM234 137V135H233ZM237 137V136H236ZM259 137V136H258ZM25 138V137H24ZM23 137H15L13 138L12 140H10L7 144V147L6 150H10L11 153L10 155L8 156H5L4 153H6L7 151L3 150V155L1 156L0 155V175L1 174H4L5 176H8L6 175V170H8V172L10 171V168H12V171L13 172V168L12 165H18V166H23L24 163H25V160L26 158L30 155L31 156V152L30 154H28L27 150L31 151L30 149L34 147V139L32 140V143L30 142V140H28V138L26 137V139H24ZM67 138V137H66ZM84 141L86 140V137H84ZM102 138V139H101ZM163 138L165 139V137L161 136V137H157V141L158 139L160 140H163ZM171 138V137H170ZM174 138V137H173ZM184 138V137H183ZM199 138V137H198ZM204 138V137H203ZM231 138V137H229ZM41 139V137H40ZM58 139V138H57ZM61 138H59L58 140H60ZM65 139V137H64ZM68 139V138H67ZM80 139V138H78ZM88 139H90V137L88 138L87 137V142ZM132 139V140H131ZM146 139V138H144ZM175 139V138H174ZM205 139V138H204ZM207 139V138H206ZM43 140V139H42ZM69 140V139H68ZM67 140V141H68ZM77 140V139H76ZM82 140V139H81ZM99 140V139H97ZM95 140V141H97ZM98 141L97 144L98 145H101V141ZM153 140V138H152ZM180 140V139H179ZM216 140V139H215ZM224 140V139H223ZM232 140V139H231ZM230 140V141H231ZM250 140V139H249ZM1 141V140H0ZM91 141V139H90ZM91 141V142H93ZM136 141V140H135ZM147 141H149L147 139ZM156 141V140H155ZM164 141V140H163ZM173 141V140H172ZM205 141V140H204ZM222 141V140H221ZM234 141V140H233ZM247 141V140H246ZM66 142V141H65ZM69 143L70 142H73V140L71 139V141H68ZM66 142V143H68ZM81 142V141H80ZM83 142V140H82ZM87 142H84V144H86ZM91 142L90 145L92 144ZM151 142V141H150ZM154 142V141H153ZM161 142V141H160ZM159 142V143H160ZM169 141H167L168 143ZM177 142V141H176ZM180 142V141H179ZM183 142V141H182ZM185 142V141H184ZM189 142V141H187ZM196 142V143H197ZM227 142V141H226ZM239 142V141H238ZM262 142L263 139H262ZM59 143V142H58ZM63 143V142H62ZM68 143V144H69ZM79 143V142H78ZM94 143V142H93ZM152 143V142H151ZM191 143V142H190ZM219 143V142H218ZM222 143H225V142H222ZM234 143V142H233ZM254 143V142H253ZM44 144V142H43ZM75 144V143H74ZM82 144V143H81ZM172 144H174L172 142ZM176 144V143H175ZM184 144V143H182ZM186 144V142H185ZM217 144V143H216ZM251 144V143H250ZM6 145V143H5ZM38 145V144H37ZM42 145V144H41ZM67 146V144H65ZM70 145H72L70 143ZM76 145V144H75ZM96 145V146H98ZM197 145V144H196ZM196 145H192V146H196ZM211 145V143H210ZM220 145L221 142H220ZM219 145V146H220ZM243 145V144H242ZM248 145V144H247ZM257 145V144H256ZM263 145V143H262ZM48 146V144H47ZM45 144L44 146H39V149H42L43 147H47ZM77 146V145H76ZM79 146H82V145H79ZM78 146V147H79ZM86 146V145H84ZM94 146V145H93ZM152 146V145H151ZM160 146V145H159ZM157 146V147H159ZM213 146V145H211ZM215 146V145H214ZM224 145H222V148H223ZM240 146V145H239ZM244 146V145H243ZM261 146V145H260ZM4 147V148H5ZM49 147V146H48ZM61 147V145H60ZM71 147V146H70ZM75 147V146H74ZM72 147V149L74 148ZM100 147V146H99ZM103 147V146H102ZM143 147V145H142ZM156 147V148H157ZM184 147V146H183ZM188 147V146H187ZM208 147V148H207ZM218 146H215L213 148H217ZM225 147H228V146H225ZM233 147V146H231ZM249 147V146H248ZM258 147V146H257ZM256 147V148H257ZM3 148V147H2ZM63 148V146H62ZM85 148V147H84ZM141 148V147H140ZM155 148V147H154ZM177 148V147H176ZM241 148V147H240ZM262 148V147H261ZM47 149V148H46ZM45 148L43 150H46ZM49 149V148H48ZM47 149V150H48ZM51 149V148H50ZM61 149V148H60ZM76 149V148H75ZM83 149V148H82ZM97 149V147H96ZM186 149V147H185ZM208 149V151H207ZM219 149V147H218ZM224 149V148H223ZM227 149V148H226ZM244 149V148H243ZM242 149V150H243ZM33 150H36V148L34 147ZM42 150V151H43ZM55 150V149H54ZM63 150V149H62ZM95 150V149H93ZM146 150V149H145ZM156 150V149H155ZM158 150V149H157ZM156 150V151H157ZM174 150V151H173ZM183 150V148H182ZM225 150V149H224ZM224 150L222 151H218V152H224ZM234 150V149H233ZM237 152L238 149H236ZM240 150V149H239ZM264 151V146H263V149ZM72 151V150H71ZM70 151V152H71ZM96 151V150H95ZM151 151V150H150ZM160 151V150H159ZM214 149L211 151L213 152ZM230 151V149H229ZM262 151V154L264 153ZM48 152V151H47ZM47 152L45 154H47ZM58 152V151H57ZM183 152V151H182ZM210 152V153H211ZM217 152V151H216ZM217 152V153H218ZM232 152V150H231ZM245 152V151H244ZM260 152V151H259ZM64 153V152H63ZM74 153V152H73ZM72 153V155H73ZM150 153V152H149ZM156 153V152H154ZM165 153V154H164ZM215 153V151H214ZM214 153H212L211 155H215ZM216 153V154H217ZM230 153V152H229ZM36 154V152H35ZM52 154V153H51ZM49 154V156L51 155ZM66 154V153H65ZM91 154V153H90ZM95 154V153H94ZM223 154V153H221ZM227 154V152H226ZM225 154V155H226ZM7 155V154H6ZM48 155V154H47ZM46 155V156H47ZM71 155V156H72ZM162 156V154H159ZM37 156V154H36ZM40 156V155H39ZM44 156V154L42 155ZM148 156V155H147ZM146 156V157H147ZM151 156V155H150ZM158 155H154V157ZM218 156H221L220 154L217 155V156H214V157H218ZM237 156V154H236ZM263 156V155H262ZM35 157V156H33ZM45 157V156H44ZM149 157V156H148ZM156 157V158H157ZM223 157V156H222ZM231 157V156H229ZM228 157V158H229ZM37 158V157H36ZM39 158V157H38ZM43 158V157H42ZM42 158H40L42 160ZM54 158V157H53ZM68 158V157H67ZM151 158V157H150ZM163 158V157H162ZM262 158V157H261ZM39 159V160H40ZM46 159V158H45ZM65 159V158H64ZM159 159V157H158ZM211 159V160H210ZM223 159V158H222ZM237 159V158H236ZM37 161H39L38 159H36ZM218 160V159H217ZM221 160V158H220ZM261 160V159H260ZM47 161V160H44V162ZM55 161H57L55 159ZM215 161V159H214ZM262 161V160H261ZM264 161V160H263ZM262 161V162H263ZM29 162V161H28ZM42 162V161H41ZM43 162V164H44ZM169 162V163H168ZM213 162V161H212ZM221 162V161H220ZM231 162V161H230ZM236 162V161H235ZM234 162V163H235ZM260 162V161H259ZM260 162V163H262ZM40 163V162H38ZM259 163V164H260ZM219 163H217L216 165H218ZM222 164V163H221ZM238 164V163H237ZM263 164V163H262ZM39 165V164H38ZM214 165V166H216ZM261 165V164H260ZM258 166V165H257ZM28 167V166H27ZM40 167V166H39ZM213 167V166H212ZM217 167V166H216ZM222 167V166H221ZM256 167V166H255ZM259 167V166H258ZM257 167V168H258ZM262 167V165H261ZM26 169V167H24ZM24 168H18L20 169L19 172H21V169L24 170ZM38 168V167H37ZM227 168V167H226ZM264 168V167H263ZM17 169V170H18ZM28 169V168H27ZM35 169V168H34ZM222 169V168H221ZM253 169V168H252ZM33 170V168H32ZM36 170V169H35ZM34 170V171H35ZM259 170V169H258ZM262 170V169H261ZM6 171V172H5ZM16 171V170H15ZM31 171V170H30ZM264 171V170H263ZM7 174H10V172ZM17 172V173H19ZM29 172V171H27ZM33 172V171H31ZM222 172V171H221ZM258 172V171H257ZM260 172V171H259ZM14 173V172H13ZM11 173V174H13ZM255 173V172H254ZM261 173V172H260ZM203 174V175H202ZM210 174V173H209ZM208 174V175H209ZM222 174V173H221ZM256 174V173H255ZM4 175H2L3 177H1L2 179L0 181L3 180L4 178ZM14 175H16L14 173ZM36 175V174H35ZM207 175V174H206ZM225 175V174H224ZM223 175V176H224ZM242 175V174H241ZM239 175V176H241ZM257 175V174H256ZM263 175V174H262ZM221 176V175H220ZM248 176V175H247ZM264 176V175H263ZM21 177V176H20ZM37 177H39V175H37ZM210 177V176H209ZM216 177V176H214ZM226 177V176H225ZM229 177V176H228ZM233 177V176H232ZM231 177V178H232ZM242 177V176H241ZM31 178V177H30ZM45 178V177H44ZM191 178H193V180H191ZM212 178V177H211ZM243 178V177H242ZM40 179H43V178H40ZM48 179V178H47ZM195 179V180H196ZM220 179V178H219ZM223 179V178H222ZM228 179V178H227ZM230 179V178H229ZM236 179H238L236 177ZM240 179V178H239ZM238 179V180H239ZM264 179V178H263ZM5 180V179H4ZM25 180V179H24ZM199 180V179H198ZM203 180V179H202ZM208 180V179H207ZM206 180V181H207ZM225 180V179H224ZM233 180V179H232ZM231 180V181H232ZM242 180V179H241ZM240 180V181H241ZM247 180V179H244V181ZM250 180V179H249ZM248 180V181H249ZM259 180V179H258ZM46 181V182H45ZM60 181V180H59ZM193 181V183H192ZM205 181V182H206ZM213 181V180H211ZM217 181V180H216ZM221 181V180H220ZM229 181V180H228ZM235 181V179L233 180ZM237 181V180H236ZM235 181V182H236ZM260 181V180H259ZM258 181V182H259ZM58 182V181H56ZM208 182V181H207ZM206 182V183H207ZM225 182V181H224ZM239 182V181H237ZM254 182V181H253ZM256 182V181H255ZM59 183V182H58ZM199 183V184H198ZM206 183L203 182L202 185H205ZM214 182H212L213 184ZM228 183V182H227ZM234 183V182H233ZM244 183V182H242ZM246 183V182H245ZM188 184V186H187ZM211 184V185H212ZM221 184V183H220ZM240 184V183H239ZM250 184V183H249ZM257 184V183H256ZM58 185V184H56ZM201 185V186H202ZM210 185V186H211ZM216 185V184H215ZM227 185H230V184H227ZM226 185V186H227ZM233 185V184H232ZM243 184L240 185V187L242 186ZM247 185H248V182H247ZM251 185V184H250ZM253 185V184H252ZM258 185V184H257ZM256 185V186H257ZM245 186V184H244ZM255 186V184H254ZM253 186V187H254ZM260 186V184L258 185ZM54 187L56 189H54ZM189 187V188H188ZM204 187V186H203ZM215 187V186H214ZM220 188V186H218ZM233 187V186H231ZM239 187V188H240ZM58 188V189H57ZM209 188V187H208ZM213 188V185L212 187ZM223 188V187H221ZM243 188V187H241ZM245 188V187H244ZM256 188V187H255ZM258 188V191L259 189L261 190L260 187H257ZM257 188L255 190H257ZM27 189V188H26ZM142 189L143 190V194L144 195H141V191L139 192V190ZM198 189V188H197ZM246 189V188H245ZM248 189V187H247ZM192 190V188H191ZM209 190V189H208ZM207 190V191H208ZM221 190V189H219ZM225 190V189H224ZM227 190V189H226ZM232 190V189H231ZM241 190V189H240ZM244 190V189H243ZM242 190V191H243ZM254 191V188L252 189ZM251 190V192H252ZM194 191V190H193ZM203 191V190H202ZM206 191V190H205ZM217 190L215 189V192ZM223 191V189L221 190ZM235 191V190H234ZM245 191V190H244ZM243 191V192H244ZM247 191V190H246ZM250 190H248L249 192ZM188 192V193H187ZM190 192V193H189ZM199 192V191H198ZM260 192V191H259ZM263 192V191H262ZM197 193V191H196ZM188 194V195H187ZM194 194V193H193ZM224 194V193H223ZM60 196L61 200L58 201L56 200V196ZM188 199H186L187 197ZM196 195V194H195ZM259 195V194H258ZM263 195V194H262ZM194 196V195H193ZM204 196V195H203ZM202 196V197H203ZM209 197V196H208ZM212 197V196H211ZM192 198V196L190 197ZM195 198V197H193ZM214 198V197H213ZM217 198V197H216ZM221 198V197H220ZM250 198V197H249ZM255 198V197H254ZM17 200V203H19V207L21 206L20 204L22 203V206H23V203H25V207L24 208H18L19 210H16L15 209V205H13V202H16V201H9V200ZM23 199V200H22ZM196 199V198H195ZM264 199V197H263ZM262 199V200H263ZM22 200V201H21ZM189 202H188V201ZM207 200V199H206ZM216 200V199H215ZM258 200V199H257ZM191 201V202H190ZM195 201V200H194ZM202 201V200H201ZM217 201V200H216ZM235 201V200H234ZM264 201V200H263ZM262 201V202H263ZM192 202H193V205H192ZM188 203L189 206L192 205L193 207H189L188 206ZM214 203V202H213ZM219 203V202H218ZM226 203V202H225ZM220 204V203H219ZM218 204V205H219ZM263 204V203H262ZM16 205V206H17ZM153 207H152V206ZM200 205V204H199ZM205 205V204H204ZM221 205V204H220ZM21 206V207H22ZM157 206L158 208H161V209H158L159 211H157V209H154V208H157L155 207ZM186 206H188L187 208H189V211L191 210L190 208L194 209L196 212L193 213L194 211L192 212H187L190 214V218L189 219H186V216H188L189 214H186L185 211H187V208ZM208 206V204H207ZM233 206V205H232ZM264 206V205H263ZM204 207V206H203ZM213 207V206H212ZM238 207V206H237ZM251 207V205H250ZM184 208V209H183ZM186 208V210H185ZM206 208V207H205ZM208 208V207H207ZM217 208V207H216ZM221 208V206H220ZM223 208V207H222ZM221 208V210H222ZM254 208V207H253ZM263 208V207H261ZM184 211H183V210ZM215 209V208H214ZM213 209V211H214ZM227 209V208H226ZM232 209V208H231ZM237 209V208H236ZM255 209V208H254ZM258 209V207H257ZM212 210V209H211ZM218 210H220L218 208ZM159 213H157V212ZM206 211V210H205ZM208 211V210H207ZM225 211V209H224ZM227 211V210H226ZM230 211V210H229ZM232 211V210H231ZM239 211V209H238ZM263 211H264V208H263ZM184 212V213H183ZM203 212V211H202ZM198 213V214H197ZM207 214V212H205ZM42 214H46L44 217V219H41V218H38V216L42 215ZM197 214V215H195ZM202 214V213H201ZM216 214V213H215ZM214 214V215H215ZM225 214V213H224ZM204 215V214H203ZM256 215V214H255ZM261 215V214H260ZM43 216V215H42ZM40 216V217H42ZM199 216V215H198ZM224 216V215H223ZM222 216V217H223ZM227 216H229L230 218V215L228 214ZM226 216V217H227ZM254 216V215H253ZM204 217V216H203ZM202 217V219H204ZM219 217V216H218ZM217 217V218H218ZM221 217V216H220ZM225 217V218H226ZM243 217V215H242ZM259 217V216H258ZM262 217V216H261ZM260 217V218H261ZM209 218V216H208ZM207 218V219H208ZM212 218V217H210ZM216 218V216L214 217ZM228 218V217H227ZM206 219V218H205ZM233 219V218H232ZM185 220H188V221H185ZM212 220V219H210ZM231 220V219H230ZM241 220V219H240ZM253 220V219H252ZM258 220V219H257ZM213 221V220H212ZM215 222H217V220H214ZM198 222V223H197ZM201 222V220H200ZM204 222V221H203ZM215 222H211V224L213 223V225L215 224ZM221 222V221H220ZM229 222V221H228ZM237 222V221H236ZM254 222V221H253ZM263 222V221H262ZM261 222V223H262ZM227 222H225L226 224ZM207 224V223H206ZM210 224V222H209ZM223 224V226H225L224 223H221ZM235 224V223H234ZM240 224V223H238ZM247 224V223H246ZM245 224V225H246ZM258 224V223H257ZM204 225V224H203ZM216 225V224H215ZM214 225V226H215ZM218 225V224H217ZM227 225V224H226ZM229 225V224H228ZM233 225V224H232ZM261 225V224H260ZM208 226V224H207ZM206 226V227H207ZM219 226V225H218ZM249 226V225H247ZM257 226V225H256ZM210 227V226H209ZM217 227V226H215ZM233 227V226H231ZM230 227V228H231ZM235 227V226H234ZM240 227V226H239ZM242 227V226H241ZM240 227V228H241ZM245 227V226H244ZM242 227V231L244 230ZM251 227V226H250ZM262 227V226H261ZM212 228V227H211ZM236 228V227H235ZM234 228V229H235ZM246 228V227H245ZM254 228V227H253ZM258 228V227H257ZM237 229V228H236ZM250 229V228H249ZM248 229V231H249ZM259 229V228H258ZM261 229V228H260ZM228 230V229H227ZM253 230V229H252ZM263 230V229H262ZM239 232L241 231L240 229L238 230ZM261 231V230H260ZM3 232H7L6 234ZM80 232V234H79ZM81 232L84 233V239H82V234ZM214 232V235H212ZM238 232V234H239ZM244 232V231H243ZM242 232V234H243ZM15 235H14V234ZM26 234L28 233L29 235H27V237H21L23 234ZM206 233V234H204ZM212 233V234H211ZM223 233V232H222ZM227 233V232H226ZM231 233V232H230ZM241 233V232H240ZM246 233V232H244ZM248 233V232H247ZM253 233V231H252ZM251 234V233H250ZM254 234V233H253ZM249 235V234H248ZM252 235V234H251ZM255 235V234H254ZM76 236V237H78ZM215 236V239L216 241L218 240V242L221 244V243H224L227 248V250H225V247L224 246H221L220 244H218L217 242H215V239L213 238ZM231 236V235H230ZM242 236V235H241ZM244 236V235H243ZM242 236V237H243ZM250 236V235H249ZM263 236V235H262ZM20 237H21V240H20ZM60 237H63V238H66L68 242V247L66 246V243H65V248H62L63 247V243L61 244L60 242H58V240L62 239ZM69 237V238H68ZM217 237V238H216ZM233 237V236H232ZM256 237V236H255ZM259 237V236H258ZM257 237V239H258ZM16 240L18 239V243L16 244V246L18 247H9L7 246L6 242L9 241V240ZM60 238V239H59ZM69 240H68V239ZM235 238H239L238 236H236ZM241 238V237H240ZM248 238V237H247ZM251 236L249 237V240L251 242ZM211 239H213L211 241ZM233 239V238H232ZM261 239V238H259ZM263 239V238H262ZM16 240H15V243H16ZM20 240V242H19ZM38 241L37 243H35V241ZM63 240V239H62ZM224 240V242L222 241ZM237 240V239H235ZM240 240V239H239ZM50 241V242H48ZM222 241V242H221ZM230 241V240H228ZM14 241H9V244L12 243ZM55 242V243H54ZM81 242V241H80ZM233 242V240H232ZM256 242V241H254ZM259 242V241H258ZM54 243V244H53ZM244 243V242H243ZM247 243V242H246ZM14 244V243H13ZM23 244V243H22ZM26 244V243H25ZM80 244H78V246L81 248ZM250 244V243H249ZM264 244V243H263ZM15 245V244H14ZM51 245V244H50ZM49 245V246H50ZM62 245V246H61ZM223 245V244H222ZM241 245V244H240ZM247 245V244H246ZM251 245V244H250ZM249 245V247H250ZM254 245V243L252 244ZM21 246V245H20ZM37 246V247H38ZM48 246V245H47ZM48 246V248H50ZM59 246H61L59 250ZM221 246V248L219 247ZM248 246V245H247ZM260 246V244H259ZM258 246V247H259ZM22 247V246H21ZM37 247L35 249H37ZM76 247V248H75ZM224 247V248H223ZM262 247V245H261ZM264 247V246H263ZM20 248V250H19ZM26 248V249H27ZM32 248V247H31ZM30 248V249H31ZM82 248V249H83ZM218 248H220L219 250H221L220 252H222L223 254H225V252H229L227 253L228 256H221L222 253L219 252ZM246 248V247H245ZM251 248V247H250ZM260 248V247H259ZM25 251L27 252L28 251H32V249L30 250L29 248ZM262 249V248H261ZM70 250V251H69ZM78 250V249H77ZM76 250V251H77ZM216 250L218 251L217 253H220L219 255L221 256L222 260H220V258L216 259V254L214 255V253L216 252ZM246 251H248L247 249H244ZM256 250V249H255ZM38 252L39 251V248L36 250ZM74 251V252H76ZM58 252V253H59ZM69 252V253H68ZM74 252H72L74 254ZM250 252V251H249ZM252 252V251H251ZM28 253V252H27ZM37 253V252H36ZM47 253V255H46ZM54 253V254H53ZM34 254V252H33ZM40 254V253H39ZM77 254V253H76ZM248 254V253H247ZM246 254V255H247ZM252 255V253H250ZM27 255V256H26ZM218 255V256H219ZM254 255V254H253ZM30 256V255H29ZM78 256V254H77ZM214 256V258H213ZM217 256V257H218ZM219 256V257H220ZM225 256V257H224ZM250 256V255H249ZM39 257V256H38ZM80 257V256H78ZM82 257V256H81ZM224 257V258H223ZM248 257V256H247ZM263 257V256H262ZM33 258V257H32ZM36 258V257H34ZM33 258V259H34ZM244 258V257H243ZM29 259V260H28ZM44 259V258H42ZM58 259V258H56ZM72 259V258H71ZM73 259H76V258H73ZM83 259V257H82ZM218 261H216V260ZM247 260V258H245ZM260 259V258H259ZM258 259V260H259ZM62 260V259H61ZM68 260V259H67ZM250 260V259H249ZM256 260V259H255ZM37 261V260H36ZM34 261V262H36ZM49 261L45 262L43 261L45 264H50ZM55 261V260H54ZM72 261V260H71ZM74 261V260H73ZM72 261V262H73ZM241 261V260H240ZM31 263V261H29ZM28 262V263H29ZM60 262V261H59ZM242 262V261H241ZM247 262V261H246ZM262 262V261H261ZM27 263V264H28ZM62 263V262H61ZM66 263V262H65ZM70 264V262H68ZM77 263H80V260L79 262ZM76 263V264H77ZM264 263V262H263ZM33 264V263H32ZM55 264V262H54ZM60 264V263H58ZM63 264V263H62Z\"/></svg>",
    "mask_w": 264,
    "mask_h": 264
},
{
    "label": "rangeland",
    "instance_id": "374dc122",
    "mask_svg": "<svg viewBox=\"0 0 264 264\" xmlns=\"http://www.w3.org/2000/svg\"><path fill=\"white\" fill-rule=\"evenodd\" d=\"M19 1V2H18ZM17 1V4H18V6L17 7H20V8H18L17 9V7L16 6H13V7H11L13 10H14V12L15 11H20V14H21V16L20 17H24L25 19H26V21H25V23H32L33 22V24H39V25H37V31H36V33H35V35H33L31 38H30V40H32V42H35L37 39V41H40V45H38V46H34L33 44H31V42H30V44L31 45H28V43H26V45H25V47L23 46L22 48H20V46H17V47H14L13 46V48H20V54H22L21 56H20V54H19V56L20 57H22V58H20V59H17V61L19 60L20 62H18L17 64H19V65H15V66H12V65H9L8 67H10L11 68V70H9L10 68H8L6 65V67L4 66V67H2L5 63V61L3 60V62H2V58H1V55H0V75H2V77L0 76V95L1 96H3L4 95V97H1L0 96V103L3 105H1L0 104V108H1V110H0V155L2 156L3 155V153L5 152V151H7L6 153H4V155L5 156H8V155H10V153H11V151L10 150H6V148L8 147L7 146V144H8V142L10 141V140H12L13 138H15V137H25L24 139H26V137L28 138V140H30V142L32 143V140L34 141V147L36 148V150H33V148H31L30 150L31 151H29V150H27V152H28V154H30V152H31V156L29 155L27 158H26V160H25V163H24V165L23 166H18V165H12V167H14L13 169V172L16 174V175H14V173L13 172H11L12 171V168H10V174H7V172H8V170H6L5 172H6V175H8V176H5L4 174H1L0 175V180L2 179L1 177H3L2 175H4V178H3V180L2 181H0V188H5V187H7V185H8V183H9V181H10V179H16V180H22L23 181V183H22V187L26 190V192H27V194L28 195H31V192H29V191H31L30 190V188L29 187H27V180L30 182V179H32V180H34V179H37L38 178V180H40V181H42V182H44V180L46 179V181L48 180V181H53V180H55V179H57L58 177H56V175H57V173H59V172H61L60 171V169H59V166L61 165V163H59V160L60 159H62V160H69L70 158H72V157H75V155H77V151H78V149L79 150H82V151H84V150H87L86 149V147L90 150V153H89V155H91L92 156V158L93 159H96V156H98V155H100L101 154V150L103 149V148H106V143L104 142L103 143V140H100V135L102 134V132H101V134L99 133L98 134V132H100V130H99V128L102 126V123H101V126L99 125L100 124V119H99V121H97V117H101L99 114V116H96V113L94 112V111H92V110H94L95 108L93 107V101H92V99L94 100L96 97H101L100 95H102V97H103V99L105 100H107V99H109L110 98V100L114 103V104H111V105H114V106H112V108L114 107V109L115 108H117L116 109V111L118 110L119 112H123V113H126V111L128 110V108L126 109L125 108V106H122V103H121V101L123 100V99H120L119 98V96L120 97H122L120 94L122 93V92H124V91H126V90H130V88H131V92L133 91V94H136V93H139V97L137 98V101H136V103L134 102V109L135 110H133L132 108V106L130 107L131 108V110H133V112L132 113H134L135 115L133 116L134 117V121L136 120V121H140V122H142V123H144V125L145 126H147V128H148V132H146V134L144 135H139V136H141V137H139L138 139H134L133 141L134 142H136V144H138V145H136L135 147L136 148H139L140 150H142L141 152L143 153V155H145L144 157L150 162V163H153V162H157V161H161V160H164V155H163V150H164V152H165V150L166 151H169L168 149L170 148L171 149V147H173V149L175 150V153H176V151H177V153H188V151H192V150H190V149H193L194 147H198V145L200 144V142H201V140H202V142L201 143H203V142H206V140L208 141L211 137H209V136H214L215 137V135L217 136V134H219L217 137H220L219 139H220V141L217 139V138H211V139H213L212 141H217V142H215V144H213L212 142H211V140H209V143L207 144L208 145V149H209V151H208V149H207V151L209 152V154H207V155H209L210 157H211V159H212V157H213V159L211 160V162H210V164H211V167H209V168H206V171L205 172H208V169H210L209 170V172L208 173H206L205 174V176L203 175L202 177L200 176V177H198V179H194V182L195 181H199V183H200V181H201V183H200V185H195L194 186V184H192L191 185V183H189V187H190V191H192L193 193H191V194H189V196L191 197L192 196V198H190L189 197V199H188V197H187V195H186V199H188V200H190V199H192L193 200V202L195 203H198V205H197V207H196V203H195V205H194V207L192 206L193 205V202H192V205H190L191 207H193V208H195V209H197L196 211L198 212L199 211V216L197 215V214H195V215H197V216H195L198 220H199V223H200V225L198 226V228H200V229H203V230H206V229H215V228H219V229H221L222 230V232H217L216 233V231H215V235L218 237H221V239L222 238H224V237H226L225 238V243L226 242H228V244H230L229 242H231V243H237L239 246H241V249H242V246L245 244V246H243V248L244 249H247L248 251H246V250H244L243 249V251H242V255H243V257H242V259H239V261L238 262H240L241 264H264L263 262H264V211H263V208H264V199H263V197H264V153L262 154V149H263V146H264V142H262V139H263V141H264V130H262V129H264V96H263V94H264V90H263V88H264V82L263 83H261V81L260 82H258V83H254L253 85H255V86H253V85H251L252 84V82H248V81H244V84L242 83V81L240 82V83H236L235 85H237V86H239V84H240V88H238L237 86H233V88L231 89V86H226V87H228V89L226 88V87H224V85H222V84H220V85H217V83L215 84L216 86H213V85H208V88H207V90H208V92L210 91V93H212V92H214L215 93V95L217 94V93H219V94H221V97H226L229 93H231V95H232V90L234 89V88H237L240 92H243V93H240L242 96H244V95H246V96H244V97H242L239 93H238V90L237 89H234V90H236V91H234L233 90V95H232V98H233V100H234V103H236L234 106H233V108L235 107V109H237L238 108V110L235 112V109H231V110H233V114H232V116H231V118L232 117H234V118H230V119H228V121L227 122H229V123H227L226 122V120H224L227 124H230V123H232L231 124V126L230 125H228L227 126V124H225V122H222V124H221V118L223 117V115L221 116V118H220V113L221 114H223V109H222V107L219 109V107L220 106H215V104H211L207 109H205V111L203 110V111H198L197 113H195L194 114V116L192 117V122H191V119H189L190 120V122H189V120L187 121V123H185L186 125H185V127H183V128H179L178 126H177V124H176V120H175V118H173L174 116H171V112L173 111V109H170V108H174L176 105H178L179 104V100L180 99H178V98H181L180 96V92H182V91H184L183 89H185V91H189V89L191 90V88L190 87H192V85L190 86L189 84H186V83H190L191 84V82H189L190 80H189V77L188 78H186V80H183V81H181L183 84H181V82L179 83V82H177V81H175L174 83L175 84H177L176 86L177 87H175V85H171L170 84V86L171 87H174L175 89H176V91H174L173 89V97H172V94H171V96L169 97V95H170V93H172L171 91H169V90H167L166 88V86L168 85L167 83H168V81L169 80H171L172 79V72H174V70L175 69H177V68H180V66H183L184 67V65H183V63L181 64L180 63V61H179V63H178V61H176L178 58H179V54H177V53H179L180 52V50H177V48L176 49H170V48H164V45H163V36H161L160 38H159V36L158 37H156V36H154V38H157V39H155V41H154V39H153V36H150V35H145V36H143L142 34H143V32L141 33V31L142 30H140L139 29V27H140V25H142V26H147L148 24H147V22H145L146 24L145 25H143V21L142 20H144V19H146V15H142L144 12L142 11V13L141 12H139L140 11V9H142V8H139L140 7V5H138V7H137V5L135 6V4L133 3L134 1H136V0H132V1H129L130 3H128V4H126L127 2H125V0L122 2V3H124L125 2V4L127 5H124L123 6V8L119 11V10H117L118 12H120L121 14H120V17H118L119 16V13H118V15L116 14L117 13V11H116V9H115V5L114 4H119V3H121V1L119 2V3H114L116 0H114V1H111V3H110V1L109 0H101V1H98V0H95L96 1V3L95 2H93V0H88V2H87V0H85L86 1V3L84 2L83 4H82V2L81 1H84V0H81V1H79V0H75L76 2V4L74 5V6H72V7H63L61 4L65 1V0H54V1H51V0H41L40 2H41V4H39V3H37L36 4V2H38L37 0H18ZM31 1V2H30ZM36 1V2H35ZM104 3H103V2ZM107 1H109V2H107ZM127 1V0H126ZM242 1H244V2H242ZM247 1H249V0H241V1H239L238 0V3H234L233 4V6L236 8V10H238V11H236L237 12V14H236V16L235 17H238L237 18V20H239V21H242V22H239V21H236V19H234V16L232 17L233 19H234V21L237 23V26H238V24H240L238 27H240L241 28V30H242V32L243 33H247V35H248V31L249 30H245V29H250V33L251 32H253V33H251L252 35H253V37L254 38H256V39H258V37H259V34H258V32L260 31L259 29H260V27H258V26H260V24L259 25H257V23L259 22V20H261V18L263 19V15H264V8H263V4H261V3H264V0H250V3L249 2H247ZM28 2H30V3H28ZM32 2H35V3H32ZM46 2V3H45ZM50 2V3H49ZM58 2V3H57ZM79 2H81V3H79ZM112 2L114 3L112 6H111V4H112ZM246 2V3H245ZM261 2V3H260ZM10 3V2H9ZM21 3H23V4H21ZM26 3V4H25ZM48 3V4H47ZM53 3V4H52ZM90 3V4H89ZM94 4V6L95 5H97V6H95V8H94V6H93V4ZM110 4V6H109V4ZM240 3H243V5L241 4L240 5ZM244 3H245V5H244ZM16 4V5H17ZM29 4H30V6H29ZM35 4H36V7H35ZM44 4V5H43ZM50 4V5H49ZM80 4H82V5H84V8H83V6L82 5H80ZM105 4V5H104ZM107 4V5H106ZM130 4V5H129ZM134 4V6L135 7H132V5ZM239 4V5H238ZM259 4H261V6L259 5ZM27 5V6H26ZM41 5V6H40ZM52 5V6H51ZM57 5V6H56ZM99 5H100V8H101V10H100V8H99ZM102 5H104L105 7H102ZM237 5V6H236ZM248 5H250L249 7H248ZM263 5V6H262ZM3 6V5H2ZM11 6V5H10ZM24 6V7H23ZM29 6V7H28ZM37 6H38V8H37ZM41 8H40V7ZM45 6H47V7H45ZM62 6V7H61ZM80 6H82L81 7V9H79V7ZM89 6V7H88ZM92 6V7H91ZM106 6H108L109 7V9H113L112 7H114V9L112 10V12L113 13H115V14H113L111 11H109V9H108V7H106ZM130 6V7H129ZM242 6H244V8L242 7ZM247 6V7H246ZM16 9H15V8ZM26 7H28V8H26ZM32 7V8H31ZM44 7H45V9H44ZM53 9H52V8ZM61 7V8H60ZM86 7H88L86 10H85V8ZM23 10H22V9ZM49 8V9H48ZM64 8V9H63ZM92 8V9H91ZM98 8V10L96 11V9ZM104 8H106V11H102V10H105ZM134 8H139V10L137 9V10H133ZM239 8V9H238ZM263 8V9H262ZM21 9V10H20ZM35 9H37L38 11L41 9H43L44 10V13H42L43 12V10H42V12H41V10H40V13L39 12H37L38 14H39V16H38V14L37 13H34L35 11H37V10H35ZM48 9V10H47ZM61 9V10H60ZM65 9H66V11L68 12V13H73V14H68L66 11H65ZM79 9V10H78ZM93 9H95V11H93ZM108 9V10H107ZM243 9V10H242ZM33 10V11H32ZM48 12H47V11ZM69 10H70V12H69ZM100 10V11H99ZM129 10V11H128ZM241 10V11H240ZM30 12V14H29V12ZM32 11V12H31ZM46 11V12H45ZM54 11V12H53ZM56 11V12H55ZM58 11H59V13H58ZM76 11V12H75ZM85 11V12H84ZM87 11V12H86ZM115 11V12H114ZM133 11V12H132ZM14 12H13V14L12 15H9V14H11L10 12H7V16H6V19L7 20H9L8 22L9 23H11L12 21H13V17H15L16 15L14 14ZM24 12H26V13H28V14H26V16H25V14H24ZM64 12H66V13H64ZM80 12V13H79ZM103 12V13H102ZM255 12H257V13H255ZM259 12H260V14H259ZM42 13V14H41ZM51 13H53V14H51ZM57 14L58 16H56V18H55V20L56 21H54V15L55 14ZM86 13V14H85ZM106 13H108V14H106ZM123 13V14H122ZM125 13V14H124ZM243 13V14H242ZM254 13V14H253ZM19 14V12H18V16L20 15ZM43 14H46V15H49L48 16V18H47V16L46 17H44L45 15H43ZM68 14V15H67ZM76 14V15H75ZM101 14V15H100ZM255 14L257 15V14H259L258 16H255ZM24 15V16H23ZM30 15V16H29ZM37 15V16H36ZM51 15V16H50ZM53 15V16H52ZM63 15H67V17H65V16H63ZM74 15V16H73ZM103 15V16H102ZM107 15V16H106ZM133 15V16H132ZM141 15V16H140ZM238 15V16H237ZM244 17H243V16ZM255 16V17H252V16ZM10 16V17H9ZM61 16V17H60ZM99 16V17H98ZM102 16V17H101ZM117 16V17H116ZM125 18H124V17ZM126 16H127V18H129V20L126 18ZM138 16V17H137ZM246 16V17H245ZM38 17V18H37ZM65 17V18H64ZM114 17V18H113ZM116 17V18H115ZM132 17V18H131ZM143 19H142V18ZM240 17H243V19H241ZM30 18V19H29ZM36 18V19H35ZM41 18V19H40ZM60 18V20H58ZM96 19V21H95V19ZM101 18H103V19H101ZM113 18V19H112ZM123 19V21H122V19ZM134 18V19H133ZM10 19H12V20H10ZM28 19V20H27ZM65 19H68V20H70L69 22H67L68 20H66L65 21ZM76 20V22H74V20ZM97 19H99L98 20V22H97ZM119 19H121V20H119ZM30 20V21H29ZM33 20V21H32ZM58 20V21H57ZM119 20V21H118ZM127 20V21H126ZM32 21V22H31ZM35 21V22H34ZM42 21V22H41ZM46 21V22H45ZM52 21V22H51ZM60 21H62L61 22V24L59 23ZM64 21V22H63ZM71 21H73L74 22V24L75 25H73V22H71ZM91 21V22H90ZM117 21H118V23H117ZM125 21V22H124ZM146 21V20H145ZM249 21V22H248ZM41 22V23H40ZM56 22V23H55ZM87 22H90L89 24H87ZM106 22V23H105ZM115 22V23H114ZM121 22V23H120ZM127 22V23H126ZM134 22V23H133ZM138 22V23H137ZM253 23V24H251V23ZM261 22V21H260ZM54 23V24H53ZM58 23H59V25H58ZM69 23H71V24H69ZM85 23H86V25H85ZM132 23V24H131ZM243 23V24H242ZM250 23V24H249ZM43 24V26H41ZM45 24V25H44ZM105 24V25H104ZM120 24V25H119ZM123 24V25H122ZM248 26H247V25ZM256 24V25H255ZM47 25V26H46ZM126 25V26H125ZM127 25H128V27H127ZM129 25H131V26H129ZM133 25H134V27H133ZM139 25V26H138ZM40 26V28L38 29V27ZM48 26L50 27V28H48ZM59 26L61 27V28H59ZM65 26V27H64ZM67 26V27H66ZM123 28H122V27ZM142 26H141V28H142ZM247 26V27H246ZM251 26V27H250ZM45 27V28H44ZM47 27V28H46ZM120 27V28H119ZM128 29H127V28ZM143 27V28H144ZM244 27V28H243ZM255 27V28H254ZM259 29H258V28ZM57 28H59V29H57ZM114 28H115V30H114ZM137 28V29H136ZM142 28V29H143ZM257 28V29H256ZM45 29V30H44ZM105 29H110V30H108V31H106ZM111 29H112V31H111ZM253 31H252V30ZM255 29V30H254ZM47 30V31H46ZM49 30V31H48ZM118 30V31H117ZM120 30H122V31H120ZM125 30H126V32H125ZM131 30V31H130ZM105 31L109 34H107L106 35V33H105ZM118 33H116V32ZM256 31V33H254ZM258 31V32H257ZM45 32V33H44ZM48 32H49V34H48ZM87 32V33H86ZM119 32H121V33H119ZM93 33V34H92ZM131 33V37L129 36V34ZM134 33H137V34H134ZM245 33V34H246ZM249 33V34H250ZM40 34V35H39ZM86 34V35H85ZM89 34V37L87 36ZM116 34L117 35H120V36H118V37H120V38H118L117 36H116ZM133 34V35H132ZM85 35V36H84ZM96 35V36H95ZM98 35V36H97ZM113 35V36H112ZM115 35V36H114ZM124 35H126V36H124ZM135 35V36H134ZM256 35V36H255ZM40 36V37H39ZM87 36V37H86ZM103 36V37H102ZM112 36V37H111ZM123 36L125 37L124 39H123ZM44 37V38H43ZM93 37V38H92ZM97 37V38H96ZM107 37H111V38H107ZM114 37V38H113ZM116 37V38H115ZM122 37V38H121ZM131 39H130V38ZM138 39H137V38ZM145 37V38H144ZM149 37H151V39L153 40H151ZM36 38V39H35ZM43 38V39H42ZM101 38H102V40H101ZM113 38V39H112ZM144 38V39H143ZM29 39V38H28ZM87 39V40H86ZM112 39V40H111ZM122 39V40H121ZM127 39V40H126ZM141 39V40H140ZM143 39V40H142ZM146 39V40H145ZM47 40V41H46ZM86 40V41H85ZM135 42H134V41ZM43 41H44V44H43ZM90 41H92V42H90ZM97 43H96V42ZM100 41V43L98 44V42ZM101 41H103V42H101ZM108 41V42H107ZM112 41H115V42H112ZM117 41V42H116ZM129 41V42H128ZM145 41V42H144ZM41 42H42V45H41ZM49 42V43H48ZM95 42V43H94ZM127 42V43H126ZM140 42V44H138ZM148 42V43H147ZM156 43V45H157V49L155 48V44L154 43ZM160 42V43H159ZM239 42V41H238ZM104 43V45H102L101 46V44H103ZM129 43V44H128ZM143 43V44H142ZM146 43V44H145ZM152 43H153V45H154V47H153V45H152ZM137 44V45H136ZM237 44H239V43H237ZM49 45V46H48ZM53 45L55 46V47H53ZM128 45H130V46H128ZM146 45V46H145ZM159 45V46H158ZM27 46H28V48H27ZM33 47V49H35L36 48V50H33L32 49V47ZM47 46V47H46ZM99 47L100 46V49H101V47H102V49L100 50L99 48H96V47ZM103 46H104V48H103ZM134 47V48H133ZM136 47V48H135ZM149 47V48H148ZM239 47H240V44H239ZM237 47V49L235 48H233V50H232V48H226V49H229V50H227L226 51V49L224 50V49H222V51H225L226 52V54H225V52L223 53L222 52V54H221V52H218V51H220V50H218V51H210V52H208L207 54L205 53V55H210V56H212L213 57V59L210 57V61H208L207 62V64H210V65H208L209 67H207V65H206V67L207 68H210V69H208L207 71H206V69L205 68H202L201 69V72H204L203 73V75L204 74H206V73H212V75L213 74H215V73H213L214 72V69H215V71L218 69V68H220V67H224V64L222 65L221 63H223V62H225L226 60H228L229 59V61H230V59H231V61H233L234 63H235V61H236V64L234 65V64H232V68H233V70L235 69L236 70V68H235V66H240V65H238L239 63L240 64H244V62L246 61V63H249V64H252V67H257L259 64V62L258 61H260V59H258V57H259V54H258V51H255V50H257L256 49V47H250L249 49H252V50H250L249 51V49L248 48H246V50H245V48H244V46H242L241 45V47L245 50V51H247V53L243 50V51H240L242 48L240 47ZM262 47V46H261ZM23 48L25 49V52H27V53H25L24 52V50H23ZM31 48V49H30ZM45 48V49H44ZM94 48H96V49H94ZM164 48V49H163ZM175 48V47H174ZM22 49V50H21ZM38 49V50H37ZM39 49H41V50H39ZM51 51H50V50ZM98 49V51H96ZM109 49V50H108ZM121 49V50H120ZM135 49V50H134ZM149 49H150V51H149ZM162 49V50H161ZM166 49V50H165ZM231 49V50H230ZM255 49V50H254ZM11 51L12 50V48L11 49H7L6 51L8 52V51ZM108 50V52H106ZM126 50V51H125ZM142 50H144V51H142ZM153 50V51H152ZM154 50H156L155 52H154ZM161 52H160V51ZM165 50V51H164ZM170 50V51H169ZM9 51V52H10ZM29 51H30V53H29ZM33 51V52H32ZM38 51V52H37ZM96 51V52H95ZM119 51V52H118ZM122 53H121V52ZM138 51V52H137ZM141 52V54H140V52ZM148 51V52H147ZM158 51H159V53H158ZM164 51V52H163ZM168 51V52H167ZM176 51V52H175ZM232 51H234V52H232ZM249 51V52H248ZM34 52L36 53V54H34ZM40 52V53H39ZM42 52V53H41ZM98 52V53H97ZM102 52H104L103 54H102ZM106 52V53H105ZM118 52V53H117ZM132 52V53H131ZM145 52H147V53H149V55H147L148 57H146V54L147 53H145ZM152 52V53H151ZM170 52V53H169ZM173 52V53H172ZM213 52V53H212ZM237 52V53H236ZM243 52V53H242ZM245 52V53H244ZM25 55H24V54ZM31 53H32V55H31ZM91 53V54H90ZM93 53V54H92ZM101 53V54H100ZM131 53V54H130ZM144 55H143V54ZM151 53V54H150ZM158 53V54H157ZM181 53V52H180ZM120 54H122V55H120ZM139 54V55H138ZM152 54H154V55H152ZM157 54V55H156ZM162 54V55H161ZM213 54V55H212ZM219 54H221V55H219ZM237 54V55H236ZM254 54V55H253ZM256 54V55H255ZM40 55H42V56H40ZM48 55V56H47ZM52 55V56H51ZM96 55V56H95ZM108 55V56H107ZM134 55V56H133ZM142 55H143V57H142ZM159 55V56H158ZM165 55V56H164ZM204 55V52H203V54H202V56H200V59H202V61L200 60V62L201 63H204V61H203V56H205ZM215 55H217V56H215ZM227 57H229V58H227ZM239 55H240V57H239ZM29 56L31 57V59L29 58ZM44 56V57H43ZM57 57V59H56V57ZM79 56V57H78ZM96 58H95V57ZM110 56V57H109ZM129 56H131V57H129ZM136 56H138V57H136ZM145 56V57H144ZM156 58H154V57ZM163 56V57H162ZM169 56V57H168ZM177 58H175V57ZM215 56V57H214ZM222 56H223V58H226V60H224V59H222ZM225 56V57H224ZM233 56V57H232ZM237 56V57H236ZM246 56V57H245ZM38 57V58H37ZM50 57H52V59L50 58ZM85 57V58H84ZM116 57V58H115ZM134 57V58H133ZM150 57H152L151 59H149ZM158 57V58H157ZM161 57V58H160ZM168 57V58H167ZM172 57V58H171ZM174 57V58H173ZM221 57V58H220ZM231 57V58H230ZM27 58H29L28 60H27ZM34 58H35V60H36V58H37V60L35 61L34 60ZM79 60H78V59ZM83 58V59H82ZM129 58V59H128ZM132 58V59H131ZM135 58H138V60L137 59H135ZM143 58H145L144 60H143ZM171 60H170V59ZM218 59L219 60V58H220V61H218V60H216V59ZM252 58V59H251ZM256 58V59H255ZM25 59H26V61H25ZM38 59H39V61H38ZM42 59V60H41ZM56 59V61H52V60H55ZM96 59V60H95ZM109 59H110V62H111V64L109 63ZM116 59H118L117 61H116ZM128 59V60H127ZM162 61H161V60ZM173 59H175V60H173ZM237 59V60H236ZM242 59H243V62H242ZM248 59H249V62H248ZM81 60V62L82 63H85V64H82L81 62H78V61H80ZM92 60V61H91ZM99 60V61H98ZM114 60V62H112ZM134 60V61H133ZM140 60V62H139V64H138V61ZM150 60H155L154 62H155V64H156V66L155 67H157V69H156V71H157V73H158V76L159 77H157V80H158V78H159V80H163L164 78V80L163 81H160V82H158L155 78L154 79H152V77L150 76V74H149V78H146L147 77V74H146V70H148V65L150 64L151 65V63H153V61H150ZM157 60V61H156ZM159 60V61H158ZM172 60H173V62H172ZM213 60V61H212ZM221 60H223V61H221ZM34 61V62H33ZM60 61V63H58ZM75 61H77V62H75ZM88 61V62H87ZM90 61V62H89ZM96 61V62H95ZM100 61H102V62H100ZM104 61V62H103ZM116 61V62H115ZM122 61V62H121ZM127 61V62H126ZM137 61V62H136ZM142 61H144V62H142ZM161 61V62H160ZM217 62V63H214V62ZM230 61V63H233V62H231ZM255 61V62H254ZM2 62V63H1ZM24 62H25V64H24ZM32 62V63H31ZM35 62H36V65H37V67L39 66L41 69H39V67L38 68H36V65H35ZM94 62L97 64V65H94ZM106 62V64H107V69L109 68V69H111V70H107V69H105L106 68V64L104 65V63ZM151 62V63H150ZM166 62H167V64H166ZM258 62V63H257ZM24 65H23V64ZM28 63H29V67H27L28 66ZM55 63V64H54ZM57 63V64H56ZM79 63H81V64H79ZM89 63V64H88ZM90 63H93L92 64V66L90 65ZM103 63V64H102ZM112 63H114V64H116V65H114V64H112ZM133 65H132V64ZM141 63H143L142 64V66H141ZM145 63V64H144ZM148 63V64H147ZM158 63V64H157ZM161 63H163L165 66H163V64H161ZM170 63H171V65H170ZM176 63H178V64H176ZM199 63V62H198ZM220 63V64H219ZM238 63V64H237ZM22 64V65H21ZM34 64V65H33ZM42 64H44L43 66H41ZM78 64V65H77ZM128 65V66H130V70H128V72H127V74H126V72H125V75L123 76V66L125 67V65ZM181 64V65H180ZM215 64H216V66H215ZM253 64H255V65H253ZM258 64V65H257ZM21 65V66H20ZM26 65V66H25ZM46 65V66H45ZM75 65V66H74ZM77 65V66H76ZM86 65V66H85ZM92 67H90V66ZM101 65H102V70L100 71L98 68V66H100L101 67ZM111 65H113V66H111ZM117 65H118V67H117ZM122 65V66H121ZM137 65H139V66H137ZM153 65H154V63H153ZM170 65V66H169ZM179 65V66H178ZM201 65V64H200ZM16 66H18V67H16ZM19 66H20V68H22L23 66V68H24V70L25 69H27V70H25V73H24V71L22 72V70L23 69H19ZM33 66V67H32ZM74 66V67H73ZM79 66V67H78ZM83 66V67H82ZM85 66V67H84ZM94 66V67H93ZM95 66H97L98 68V70H99V72H98V70L95 68ZM141 66V67H140ZM160 66V67H159ZM162 66V67H161ZM203 66V65H202ZM213 66H214V69H213ZM18 68V69H16V68ZM27 67V68H26ZM89 69H88V68ZM104 67V68H103ZM112 67V68H111ZM114 67V68H113ZM116 67V68H115ZM135 67H136V69H135ZM147 67V68H146ZM216 67V68H215ZM218 67V68H217ZM258 67H260V66H258ZM12 68H14V69H16L17 71H15V70H13ZM32 68H34V69H32ZM82 68H85V69H82ZM132 68V69H131ZM138 68V69H137ZM150 68V67H149ZM161 68V69H160ZM182 68V67H181ZM4 69H5V72H4ZM28 69H30V71L28 70ZM32 69V70H31ZM91 69V70H90ZM98 72L97 74H95L96 73V71ZM106 71H105V70ZM117 69H119L118 71L116 70V72H115V70ZM142 69H144V71H142ZM165 69H166V71H165ZM170 69V70H169ZM9 70V71H8ZM12 70H13V72L15 71V73H12ZM44 70V71H43ZM81 70H83V71H81ZM89 72H87V71ZM92 70H94V72L92 71ZM139 70L141 71V72H139ZM168 70V71H167ZM204 70V71H203ZM209 70H212L211 72H209ZM8 71V72H7ZM26 71H29V72H26ZM35 71V72H34ZM93 72V73H91V72ZM104 71V72H103ZM200 71V69L198 70V73L200 74L201 72H199ZM3 72V73H2ZM7 72V73H6ZM22 72V73H21ZM32 72V73H31ZM100 72L101 73H103V74H101L103 77H105V79H102L103 77L101 76V75H99L100 74ZM113 72V73H112ZM114 72H115V74L117 73V75H113L112 76V74H114ZM142 72H145V75L142 73ZM171 72V73H170ZM197 72V71H196ZM206 72V73H205ZM5 73H6V75H7V77H6V75H5ZM26 75V76H24V74ZM120 73V74H119ZM130 73V74H129ZM140 73H142L141 75H140ZM14 74H18V75H16V77L14 76L13 77V75ZM29 74H30V76H29ZM35 74H37V75H35ZM41 76H40V75ZM92 74V75H91ZM94 74V75H93ZM140 76H139V75ZM162 74V75H161ZM163 74H165V75H163ZM168 74V75H167ZM174 74V73H173ZM198 74V75H199ZM11 75V76H10ZM34 75V76H33ZM46 75V76H45ZM97 75H99V76H97ZM105 75H107V76H105ZM122 75V76H121ZM133 75V76H132ZM201 75H202V73H201ZM9 76V77H8ZM37 76V77H36ZM101 76V77H100ZM108 76H111V77H108ZM121 76V77H120ZM132 76V77H131ZM135 76V77H134ZM140 77V78H138V77ZM144 76V77H143ZM169 76V77H168ZM174 76V75H173ZM195 76H197V74L195 75ZM206 76H211V75H208V74H206ZM21 79H20V78ZM26 77V78H25ZM33 77V78H32ZM35 77V78H34ZM96 77V78H95ZM107 77V78H106ZM115 77H117L118 79V81L119 82H115ZM124 79H123V78ZM128 77V78H127ZM136 77H137V80H136ZM142 77H143V79H142ZM160 77H161V79H160ZM199 77H200V75H199ZM6 78V79H5ZM8 78H10V79H8ZM18 78H19V81H20V83H21V81H22V83L21 84H23V85H19V81H18ZM44 78V79H43ZM49 78V79H48ZM95 78V79H94ZM134 78V79H133ZM151 78V79H150ZM166 78H168V80H166ZM198 78V77H197ZM31 79V80H30ZM40 80V84L42 83V85H39V80ZM95 80V82H94V80ZM100 79V80H99ZM120 79V80H119ZM122 79V80H121ZM128 80V81H126V80ZM131 79V80H130ZM140 79V80H139ZM148 79V82L146 81V80ZM46 80H47V82H46ZM113 80H114V84L113 83H111V81L113 82ZM124 80H125V83H124ZM130 80V81H129ZM133 80H134V82H133ZM188 80V82H186ZM191 80H193L192 78H191ZM4 81V82H3ZM8 81H9V83H8ZM14 81L16 82V83H14ZM26 83H25V82ZM46 83H45V82ZM121 81V82H120ZM123 81V82H122ZM150 81V82H149ZM164 81H165V83H164ZM2 82V83H1ZM13 82V83H12ZM30 82V83H29ZM100 82V83H99ZM145 83V84H143V83ZM151 82H152V84H151ZM157 82V83H156ZM161 82H163V83H161ZM167 82V83H166ZM245 82H248V83H250V84H248L247 85V83H246V85H245ZM4 83H6L5 85H4ZM7 83H8V85H7ZM30 85H29V84ZM37 83V84H36ZM97 83V84H96ZM99 83V84H98ZM112 85H111V84ZM124 83V84H123ZM126 83H127V85H126ZM163 85H161V84ZM179 83V84H178ZM184 83L187 85V87L188 88H186V86L184 85ZM261 83V84H260ZM2 84V85H1ZM28 84V85H27ZM33 84V85H32ZM46 84H50L49 86L48 85H46ZM131 84V85H130ZM134 84V85H133ZM242 84L244 85V86H246V89H245V91H243V89L245 88L244 86H242ZM12 85V86H11ZM18 87H17V86ZM102 85V86H101ZM146 85V86H145ZM249 85H250V87H249ZM259 85V86H258ZM9 86V87H8ZM22 87V89L21 88H19V87ZM24 86V87H23ZM25 86H27V88L28 89H25ZM29 86V87H28ZM76 86V87H75ZM112 86H114V87H112ZM122 87L123 86V88L124 87H126V89L124 88H119V87ZM128 86V87H127ZM135 86V88H133V87ZM137 86L141 89V90H139V88H137ZM160 87V89H159V87ZM164 86H165V88H164ZM181 86V87H180ZM193 86H194V84H193ZM212 86V87H211ZM221 86H223V87H221ZM241 86L243 87L242 89H241ZM112 87V88H111ZM151 87V88H150ZM183 87V88H182ZM212 88V91L210 90L211 88ZM214 87V88H213ZM252 87V88H251ZM255 87V88H254ZM262 87V88H261ZM14 88V89H13ZM19 90H18V89ZM41 88H43L44 89V91H43V89H41ZM104 88V89H103ZM110 88V89H109ZM153 88V89H152ZM217 88V89H216ZM229 88H230V90H229ZM249 90H248V89ZM257 88V89H256ZM5 89H7L6 91L8 92H6V93H4V90ZM13 89V90H12ZM17 89V90H16ZM23 89H25L26 91H24L23 92ZM31 89V90H30ZM40 89V90H39ZM76 89H78L79 91H81V92H79L78 90H76ZM81 89V90H80ZM84 89V91H82ZM119 89V90H118ZM121 89H122V91H121ZM155 89V90H154ZM164 89V90H163ZM166 89V90H165ZM229 90V91H227V90ZM67 90V91H66ZM99 90V91H98ZM107 90L110 92H107ZM113 90V91H112ZM138 91V92H135V91ZM149 90V91H148ZM215 90H216V92H215ZM225 92V93H223V91ZM247 90V91H246ZM258 92H257V91ZM18 91V92H17ZM62 91H64V92H62ZM78 92V93H81V94H83V96H84V98L86 99V100H88V101H86V100H84V98H83V101H86L87 103H89L90 105H89V108L88 109H90V110H87V112H88V115L86 114V116H88V117H86V118H88V121H89V118H91V117H93L92 119H90V123H92L91 125L93 126V127H95V128H93L94 129V131L95 130H97V131H95L97 134H95V132L91 129V126L89 127V132H87V133H89V134H87L88 136H85L84 134H81V133H83L84 132V130L83 131H81L80 129H78V128H76V127H71V126H65V124H64V119H66V116H70L71 115V113H73L74 114V112L75 111H77L78 109H76L75 110V108H77L78 106H79V102L78 101H75V99L74 98H77V97H73L74 96V94L76 95V93H74V92ZM97 91V92H96ZM101 91V92H100ZM141 91V92H140ZM144 91V92H143ZM157 91V92H156ZM193 91H194V89H193ZM219 91H221V92H219ZM249 91H250V93H249ZM11 94H10V93ZM66 92V93H65ZM68 92H70V93H68ZM87 92V93H86ZM97 94V95H95V93ZM106 92V93H105ZM119 92H121V93H119ZM162 92V93H161ZM163 92H165V93H163ZM228 92V93H227ZM237 92V93H236ZM247 92V93H246ZM255 92H257V93H255ZM261 92H263V93H261ZM3 93V94H2ZM16 93V94H15ZM43 93V94H42ZM62 93H63V95H62ZM65 93V94H64ZM72 93V94H71ZM85 93V94H84ZM102 93V94H101ZM106 95H105V94ZM119 93V94H118ZM145 93H146V95H145ZM213 93V94H214ZM249 93V94H248ZM259 93H261V94H259ZM5 94L7 95L6 97H5ZM12 94H14V95H12ZM25 94H27L26 95V98H25ZM60 94V95H59ZM69 94V95H68ZM100 94V95H99ZM108 94V95H107ZM110 94H112L113 96L111 97V95ZM149 94V95H148ZM159 94H161V95H159ZM163 94H165V95H163ZM167 94V95H166ZM177 94V95H176ZM227 94V95H226ZM236 94V95H235ZM21 95V96H20ZM71 95V96H70ZM110 95V96H109ZM235 95V96H234ZM257 95L259 96H261L260 98L258 97L257 98ZM12 96V97H11ZM62 96V97H61ZM68 96V97H67ZM82 96V97H83ZM94 97V98H92V97ZM106 96V97H105ZM167 96V98H165ZM178 96V97H177ZM234 96V97H233ZM252 96V97H251ZM10 97V98H9ZM20 98V99H17V98ZM71 97H73V98H71ZM87 97V98H86ZM141 97V98H140ZM143 97V98H142ZM163 97H164V101H163ZM174 97H177V98H174ZM256 98V100H254L255 98ZM3 98V99H2ZM5 98H7V100H5ZM12 98V99H11ZM14 98H16V100L14 99ZM61 98H62V100H61ZM119 98V99H118ZM159 98V99H158ZM250 98V99H249ZM11 99V100H10ZM41 99V100H40ZM57 99V100H56ZM65 99V100H64ZM70 101V103L68 102V100ZM117 101H116V100ZM140 99V100H139ZM176 99V100H175ZM263 99V100H262ZM2 100H4L3 101V103H2ZM9 100H10V102H14V103H16V105L12 102V103H10L9 102ZM15 100V101H14ZM44 101L43 103H50V101H51V103H50V105H54V104H56V109H58V110H56V109H54V112H51V111H53V109H50L49 111H48V113H47V115H46V117L48 116V119H46V121L49 123L50 121H52V122H50V123H54L55 122V125L54 124H51V125H53L51 128H47V130L49 129H51V131H47V132H50V133H46L45 131H46V129L43 131V128L42 127H36V123H34V122H36V121H34V120H31L32 119V112H33V109H34V107L37 105V101ZM59 100L61 101V102H59ZM63 100H64V103L62 104V102H63ZM67 100V101H66ZM74 100V101H73ZM109 100V101H110ZM145 100V101H144ZM148 100V101H147ZM149 100H150V102H149ZM167 100V101H166ZM237 100V101H236ZM244 100V101H243ZM248 100V101H247ZM253 100V101H252ZM259 100V101H258ZM7 101H8V103H7ZM46 101H49V102H46ZM147 101V102H146ZM170 101H171V103H173V104H171L170 103ZM177 101H178V103H177ZM262 101H263V103H262ZM53 102H54V104H53ZM75 102H78V103H75ZM111 102V103H112ZM120 102V103H119ZM141 102V103H140ZM145 102V103H144ZM153 102V103H152ZM162 104H161V103ZM175 102V103H174ZM244 102V103H243ZM256 102H257V104H258V102H260L261 103V105H263V109H262V112L261 111H257L256 112ZM36 103V104H35ZM142 103H144V104H142ZM67 104V105H66ZM73 105V106H71V105ZM121 104V105H120ZM152 104V105H151ZM245 104H247L246 106H245V108H244V105ZM248 104H249V107H251V108H249L248 107ZM5 105H6V107H7V109L5 108ZM12 106V108H13V110L15 111H13L12 110V108H10L11 106ZM59 105V106H58ZM61 105V106H60ZM64 105H66V106H64ZM132 105H133V103H132ZM144 105V106H143ZM152 107H151V106ZM157 105V106H156ZM214 105V106H213ZM253 105V106H252ZM255 105V106H254ZM55 106V105H54ZM53 106V107H54ZM92 106V107H91ZM142 106V107H141ZM156 106V107H155ZM159 106V107H158ZM171 106H173V107H171ZM243 106V107H242ZM14 107H16L15 109H14ZM64 107V108H63ZM70 107V108H69ZM119 107H120V109H119ZM122 107V108H121ZM123 107L125 108V109H123ZM141 107V108H140ZM151 107V108H150ZM163 107V108H162ZM3 108H5L6 109V111L3 109ZM73 108V109H72ZM91 108H94V109H91ZM129 108V109H130ZM150 110H149V109ZM155 108V109H154ZM167 108V109H166ZM240 108H244V109H240ZM255 108V109H254ZM3 109V110H2ZM12 110L13 111V113H12V111L10 112V111H7V110ZM66 109V110H65ZM70 109V110H69ZM145 110V112H142V111H144ZM161 109V110H160ZM247 111H246V110ZM16 110H17V112H16ZM56 110V111H55ZM96 110V109H95ZM148 112H147V111ZM154 110V111H153ZM230 110V111H231ZM240 110V111H239ZM245 110V111H244ZM248 110H249V113H248ZM2 111V112H1ZM5 111V112H4ZM58 111H59V113H58ZM67 111H69V112H71V113H67ZM72 111H74V112H72ZM94 113V115H92L93 113ZM210 111V115H209V112ZM66 112V113H65ZM80 112V111H79ZM78 112V113H79ZM128 112H129V110H128ZM127 112V113H128ZM150 112V113H149ZM153 112V113H152ZM167 112V113H166ZM204 112V113H203ZM241 112V113H240ZM246 112V113H245ZM255 112H256V114H255ZM261 112V113H260ZM15 113H16V115H15ZM18 113V114H17ZM77 115H78V113L77 112H75ZM91 113V114H90ZM131 113V111L129 112V114ZM131 113V114H132ZM213 113V114H212ZM237 113V114H236ZM240 113V114H239ZM243 113H244V115H243ZM258 113H259V115H258ZM66 114V115H65ZM68 114V115H67ZM76 114H74V115H76ZM90 114V115H89ZM137 114V115H136ZM141 114V115H140ZM202 114V115H201ZM205 114V115H204ZM212 114V115H211ZM236 114V115H235ZM27 115V116H26ZM52 115V116H51ZM63 115V116H62ZM76 115V116H77ZM81 114L79 113V115L78 116H80ZM92 115V116H91ZM140 115V116H139ZM146 115H147V117H146ZM172 115H174V114H172ZM201 115V116H200ZM235 115V116H234ZM239 115V116H238ZM254 115V116H253ZM62 116V117H61ZM65 116V117H64ZM91 116V117H90ZM167 116H168V118H167ZM210 116V117H212L213 118V116H214V118L213 119H211V118H209L208 119V117ZM245 116V117H244ZM249 116H250V119H248L249 118ZM256 116V117H255ZM260 116V117H259ZM30 117H31V119H30ZM63 117H64V119H63ZM136 117V118H135ZM151 117V118H150ZM166 117V118H165ZM203 117V118H202ZM206 117V118H205ZM240 117L242 118V119H240ZM29 118V119H28ZM141 118V119H140ZM164 118V119H163ZM194 118V119H193ZM208 119L206 122L204 121V120H202V119ZM218 118V119H217ZM244 118V119H243ZM246 118H247V120H246ZM63 119V120H62ZM95 119V120H94ZM211 119V120H210ZM217 119V120H216ZM260 119V120H259ZM92 120V121H91ZM149 120V121H148ZM220 120V121H219ZM231 120H236V122L234 123L233 121L232 122H230ZM257 120V121H256ZM259 120V121H258ZM54 121V122H53ZM93 121H95V122H93ZM200 121V122H199ZM203 121V122H202ZM214 121V122H213ZM215 121H217V122H215ZM222 121H223V118H222ZM242 123H241V122ZM250 121H251V123L252 124H250ZM254 123H253V122ZM59 122V123H58ZM98 122V123H97ZM202 122V123H201ZM220 122V123H219ZM257 124H256V123ZM33 123V124H32ZM58 123V124H57ZM96 123V126H98V127H96L94 124ZM147 123V124H146ZM200 123V124H199ZM205 123H207V124H205ZM216 125H215V124ZM245 123V124H244ZM98 124V125H97ZM164 124H165V126H164ZM203 124H205V126L203 125ZM214 124V125H213ZM219 124V125H218ZM235 124H236V126H235ZM262 124V125H261ZM151 125V126H150ZM171 125V126H170ZM189 125V126H188ZM192 125V126H191ZM197 125H199V126H197ZM201 125V126H200ZM218 125V126H217ZM221 125V126H220ZM239 125H241V126H239ZM8 126V127H7ZM100 126V127H99ZM155 126V127H154ZM159 126V127H158ZM161 126V127H160ZM199 128V127H201V128H199V129H201V131L197 128V127ZM208 126H211V127H208ZM227 126V127H226ZM256 128H255V127ZM260 126V127H259ZM34 127V128H33ZM151 127V128H150ZM163 127L164 128H166L167 127V129L169 130V132L170 133H172V134H168V135H170L169 137H167L166 136V133H159V131L161 130V131H163L164 129H163ZM195 127V128H194ZM208 127V128H207ZM215 129H214V128ZM233 127H234V130H233ZM53 128V129H52ZM60 130H59V129ZM62 128V129H61ZM102 128V127H101ZM185 128V129H184ZM187 128H188V130H187ZM192 128V129H191ZM207 128V129H206ZM211 128V129H210ZM217 128V129H216ZM219 128V129H218ZM239 128H241V129H239ZM54 129H56V130H54ZM65 131H64V130ZM68 129V130H67ZM70 129H71V132H70ZM74 129V130H73ZM90 129L93 131V137L95 136V137H97V139H99L100 141H101V145H98L99 144V140H97V139H95V140H97V141H93V139L91 138L92 137V134L90 135V133H92V131H90ZM158 129V130H157ZM182 129V130H181ZM205 129V130H204ZM211 131H210V130ZM213 129V130H212ZM222 129V130H221ZM225 129V130H224ZM227 129V130H226ZM228 129H231V131H229ZM255 129V130H254ZM257 129V130H256ZM52 130H53V133H54V135L56 134V136H54L53 134H52ZM58 130V131H57ZM62 130V131H61ZM73 130V131H72ZM81 132H80V131ZM151 130V131H150ZM156 131V133H155V131ZM191 130V132H188V131H190ZM192 130H195V131H192ZM214 130H215V133L217 132V134H215V133H213V135L211 134L210 135V133H209V131L210 132H214ZM239 130L240 131H242L241 133L239 132ZM19 131V132H18ZM40 131V132H39ZM55 131V132H54ZM56 131H57V133L59 132V135L56 133ZM67 131V132H66ZM79 131V132H78ZM149 131H150V135L149 134H147V133H149ZM158 131V132H157ZM197 131V135H193V134H195V132ZM204 131V132H203ZM206 131V132H205ZM208 131V132H207ZM220 131V132H219ZM224 131V132H223ZM234 131H236V133L234 132ZM257 131V132H256ZM263 131V132H262ZM61 132V133H60ZM67 133V134H64V133ZM76 132V133H75ZM153 132V133H152ZM176 132V133H175ZM194 132V133H193ZM203 132V133H202ZM240 134H239V133ZM258 132H261V133H259V135H258ZM40 133V134H39ZM77 133H78V135H77ZM182 133V134H181ZM185 133V134H184ZM189 133H191V134H189ZM207 133V134H206ZM223 135H222V134ZM229 133V134H228ZM232 133V134H231ZM49 134V135H48ZM161 136H163V137H165V139L163 138V140H160V139H158V141H157V137H161ZM226 134H227V136H226ZM48 135V136H47ZM51 135V136H50ZM58 135V136H57ZM80 135H84V136H82V137H80ZM97 135H99V136H97ZM146 135H148L147 137H145ZM153 135V136H152ZM157 135V136H156ZM159 135V136H158ZM175 135V136H174ZM179 135V136H178ZM202 135V136H201ZM204 135V136H203ZM207 135V136H206ZM209 135V136H208ZM233 135H234V137H233ZM239 135V136H238ZM243 135V136H242ZM14 136V137H13ZM53 136V137H52ZM63 136V137H62ZM177 136V137H176ZM180 136H182V138L180 137ZM186 136V137H185ZM188 136V137H187ZM195 136H198L197 138L195 137ZM237 136V137H236ZM259 136V137H258ZM33 139H32V138ZM40 137H41V139H40ZM64 137H65V139H64ZM69 139H67V138ZM84 137H86V140H87V137L89 138L90 137V139H91V141H93V142H91L90 141V139H88V141L89 142H91L92 144L90 145V143L89 142H87L86 140L84 141ZM94 137V138H95ZM171 137V138H170ZM175 139H174V138ZM184 137V138H183ZM205 139H204V138ZM208 137H209V139H208ZM225 137H227V139L225 140ZM229 137H231V138H229ZM59 138H61L60 140H58ZM78 138H80V139H78ZM122 138V137H121ZM144 138H146V139H144ZM152 138H153V140H152ZM192 138H194L195 140H200V142L198 143L197 141H195V140H193ZM207 138V139H206ZM43 139V140H42ZM71 139L73 140V142H70L72 145H70V143L68 142V141H71ZM77 139V140H76ZM83 140V142H82V140ZM102 139V138H101ZM147 139L149 140V141H147ZM180 139V140H179ZM216 139V140H215ZM224 139V140H223ZM232 139V140H231ZM250 139V140H249ZM68 140V141H67ZM132 140V139H131ZM136 140V141H135ZM156 140V141H155ZM173 140V141H172ZM205 140V141H204ZM222 140V141H221ZM231 140V141H230ZM234 140V141H233ZM247 140V141H246ZM68 142V143H66V142ZM81 141V142H80ZM152 143H151V142ZM154 141V142H153ZM161 141V142H160ZM167 141H169L168 143H167ZM177 141V142H176ZM180 141V142H179ZM183 141V142H182ZM186 142V144H185V142ZM187 141H189V142H187ZM227 141V142H226ZM239 141V142H238ZM43 142H44V144L47 146V144H48V146L47 147H43L42 149H39V146H44V144H43ZM59 142V143H58ZM63 142V143H62ZM79 142V143H78ZM84 142H87L86 144H84ZM97 142H98V144H97ZM160 142V143H159ZM165 142H166V144H165ZM172 142L174 143V144H172ZM191 142V143H190ZM197 142V143H196ZM219 142V143H218ZM220 142H221V144L222 145H224L223 146V148L225 149H223L222 148V145H220ZM222 142H225V143H222ZM234 142V143H233ZM254 142V143H253ZM5 143H6V145H5ZM77 145H75V144ZM82 143V144H81ZM176 143V144H175ZM179 143H180V145H179ZM182 143H184V144H182ZM207 143V142H206ZM210 143H211V145H213V146H211L210 145ZM217 143V144H216ZM251 143V144H250ZM262 143H263V145H262ZM38 144V145H37ZM42 144V145H41ZM65 144H67V146L65 145ZM165 144V145H164ZM197 144V145H196ZM244 146H243V145ZM248 144V145H247ZM257 144V145H256ZM60 145H61V147H60ZM79 145H82V146H79ZM84 145H86V146H84ZM94 145V146H93ZM96 145H98V146H96ZM142 145H143V147H142ZM152 145V146H151ZM160 145V146H159ZM162 145H164V147L165 148H163V150L161 151V148L163 147ZM171 147H170V146ZM180 147H179V146ZM192 145H196V146H192ZM218 146L219 147V149H218V147L216 148V150H215V148H213V147H215V146ZM220 145V146H219ZM240 145V146H239ZM261 145V146H260ZM5 146H7V147H5ZM62 146H63V148H62ZM71 146V147H70ZM75 146V147H74ZM79 146V147H78ZM100 146V147H99ZM103 146V147H102ZM157 146H159V147H157ZM184 146V147H183ZM188 146V147H187ZM225 146H228V147H225ZM231 146H233V147H231ZM249 146V147H248ZM258 146V147H257ZM3 147V148H2ZM5 147V148H4ZM72 147H74L73 149H72ZM85 147V148H84ZM96 147H97V149H96ZM141 147V148H140ZM155 147V148H154ZM157 147V148H156ZM169 147V148H168ZM177 147V148H176ZM179 147V148H178ZM185 147H186V149H185ZM191 147H193V148H191ZM241 147V148H240ZM257 147V148H256ZM262 147V148H261ZM46 149V150H43V149ZM51 148V149H50ZM61 148V149H60ZM76 148V149H75ZM83 148V149H82ZM182 148H183V150H182ZM227 148V149H226ZM244 148V149H243ZM5 150L4 152H3V150ZM55 149V150H54ZM63 149V150H62ZM93 149H95V150H93ZM146 149V150H145ZM157 151H156V150ZM214 149V151H215V153H214V151L213 152H211L212 150ZM221 149H222V151L224 150V152H218V151H221ZM229 149H230V151H229ZM234 149V150H233ZM236 149H238V151L239 152H237V150ZM240 149V150H239ZM243 149V150H242ZM43 150V151H42ZM72 150V151H71ZM151 150V151H150ZM160 150V151H159ZM173 150V151H174ZM188 150V151H187ZM231 150H232V152H231ZM48 151V152H47ZM58 151V152H57ZM71 151V152H70ZM183 151V152H182ZM218 153H217V152ZM245 151V152H244ZM260 151V152H259ZM35 152H36V154H37V156H36V154H35ZM47 152V154H45V153ZM64 152V153H63ZM74 152V153H73ZM150 152V153H149ZM154 152H156V153H154ZM211 152V153H210ZM226 152H227V154H226ZM230 152V153H229ZM264 152V151H263ZM52 153V154H51ZM66 153V154H65ZM72 153H73V155H72ZM95 153V154H94ZM98 155H97V154ZM212 153H214L215 155H211ZM217 153V154H216ZM221 153H223V154H221ZM7 154V155H6ZM44 154V156H42ZM49 154H51L50 156H49ZM75 154V155H74ZM159 154H162V156L161 155H159ZM165 154V153H164ZM221 155V156H218L217 158L216 157H214V156H217V155ZM226 154V155H225ZM236 154H237V156H236ZM3 155V156H4ZM40 155V156H39ZM47 155V156H46ZM72 155V156H71ZM96 155V156H95ZM149 157H148V156ZM151 155V156H150ZM154 155H158V157H159V159H158V157L157 156H155L154 157ZM263 155V156H262ZM33 156H35V157H33ZM147 156V157H146ZM223 156V157H222ZM229 156H231V157H229ZM37 157V158H36ZM39 157V158H38ZM43 157V158H42ZM54 157V158H53ZM68 157V158H67ZM151 157V158H150ZM157 157V158H156ZM160 157H161V160H160ZM163 157V158H162ZM229 157V158H228ZM262 157V158H261ZM40 158H42V160L40 159ZM46 158V159H45ZM65 158V159H64ZM220 158H221V160H220ZM223 158V159H222ZM237 158V159H236ZM36 159H40L39 161H37ZM55 159L57 160V161H55ZM214 159H215V161H214ZM218 159V160H217ZM263 161H261V160ZM44 160H47V161H45L44 162ZM29 161V162H28ZM42 161V162H41ZM213 161V162H212ZM221 161V162H220ZM231 161V162H230ZM236 161V162H235ZM262 162V163H260V162ZM38 162H40V163H38ZM43 162H44V164H43ZM235 162V163H234ZM169 163V162H168ZM217 163H219L218 165H216ZM222 163V164H221ZM238 163V164H237ZM262 165V167H261V165ZM39 164V165H38ZM214 165H216V166H214ZM259 167H258V166ZM28 166V167H27ZM40 166V167H39ZM213 166V167H212ZM222 166V167H221ZM256 166V167H255ZM24 167H26V169L24 168ZM38 167V168H37ZM227 167V168H226ZM258 167V168H257ZM18 168H24V170L23 169H21V172H19L20 171V169H18ZM28 168V169H27ZM32 168H33V170H32ZM36 170H35V169ZM222 168V169H221ZM253 168V169H252ZM18 169V170H17ZM259 169V170H258ZM262 169V170H261ZM16 170V171H15ZM33 171V172H31V171ZM35 170V171H34ZM27 171H29V172H27ZM222 171V172H221ZM258 171V172H257ZM261 173H260V172ZM8 172V173H9ZM17 172H19V173H17ZM257 174H255V173ZM11 173H13V174H11ZM210 173V174H209ZM222 173V174H221ZM36 174V175H35ZM209 174V175H208ZM225 174V175H224ZM242 174V175H241ZM263 174V175H262ZM37 175H39V177H37ZM221 175V176H220ZM224 175V176H223ZM239 175H241V176H239ZM248 175V176H247ZM21 176V177H20ZM210 176V177H209ZM214 176H216V177H214ZM226 176V177H225ZM229 176V177H228ZM233 176V177H232ZM31 177V178H30ZM45 177V178H44ZM212 177V178H211ZM232 177V178H231ZM236 177L239 179H236ZM40 178H43V179H40ZM48 178V179H47ZM220 178V179H219ZM223 178V179H222ZM228 178V179H227ZM230 178V179H229ZM5 179V180H4ZM25 179V180H24ZM203 179V180H202ZM208 179V180H207ZM225 179V180H224ZM235 179V181L237 180V181H239V182H235V181H233V180ZM242 179V180H241ZM244 179H247V180H245L244 181ZM250 179V180H249ZM260 181H259V180ZM60 180V181H59ZM191 180H193V178H191ZM208 182H207V181ZM211 180H213V181H211ZM217 180V181H216ZM221 180V181H220ZM229 180V181H228ZM232 180V181H231ZM241 180V181H240ZM249 180V181H248ZM45 181V182H46ZM56 181H58V182H56ZM55 181V187H58L59 188V190H62V188H60V187H64V185L63 186H60L59 187V185H61V184H64L63 182V179L59 176V178L57 179ZM207 183H206V182ZM225 181V182H224ZM254 181V182H253ZM256 181V182H255ZM259 181V182H258ZM203 182L204 183H206L205 185H202L203 184ZM212 182H214L213 184H212ZM228 182V183H227ZM234 182V183H233ZM242 182H244V183H242ZM246 182V183H245ZM247 182H248V185H247ZM61 183V184H60ZM192 183H193V181H192ZM198 183V184H199ZM221 183V184H220ZM240 183V184H239ZM251 185H250V184ZM259 185L260 184V186H258L257 184ZM56 184H58V185H56ZM213 185V188H211L212 187V185ZM216 184V185H215ZM227 184H230V185H227ZM233 184V185H232ZM241 184H243L241 187H243V188H241L240 187V185ZM244 184H245V186H244ZM253 184V185H252ZM254 184H255V186H254ZM202 185V186H201ZM211 185V186H210ZM227 185V186H226ZM257 185V186H256ZM187 186H188V184H187ZM204 186V187H203ZM215 186V187H214ZM218 186H220V188L218 187ZM231 186H233V187H231ZM254 186V187H253ZM54 187V189H56ZM188 187V188H189ZM209 187V188H208ZM221 187H223V188H221ZM240 187V188H239ZM246 189H245V188ZM247 187H248V189H247ZM257 187H260L261 188V190L259 189V191H258V188H257V190H255ZM27 188V189H26ZM57 188V189H58ZM191 188H192V190H191ZM198 188V189H197ZM254 188V191L252 190ZM209 189V190H208ZM215 189L217 190L216 192H215ZM219 189H223V191H221V190H219ZM225 189V190H224ZM227 189V190H226ZM232 189V190H231ZM241 189V190H240ZM245 191H244V190ZM194 190V191H193ZM203 190V191H202ZM206 190V191H205ZM208 190V191H207ZM235 190V191H234ZM244 192H243V191ZM247 190V191H246ZM248 190H250L249 192H248ZM251 190H252V192H251ZM141 191V192H140ZM196 191H197V193H196ZM199 191V192H198ZM263 191V192H262ZM139 192L141 193V195H144L142 192H143V190L142 189H140L139 190ZM188 193V192H187ZM190 193V192H189ZM224 193V194H223ZM196 194V195H195ZM259 194V195H258ZM263 194V195H262ZM194 195V196H193ZM204 195V196H203ZM203 196V197H202ZM209 196V197H208ZM212 196V197H211ZM57 198H56V200H58V201H60L61 199V197L58 195V196H56ZM193 197H195V198H193ZM214 197V198H213ZM217 197V198H216ZM221 197V198H220ZM250 197V198H249ZM255 197V198H254ZM207 199V200H206ZM217 201H216V200ZM258 199V200H257ZM263 199V200H262ZM23 200V199H22ZM21 200V201H22ZM187 200V201H188ZM195 200V201H194ZM202 200V201H201ZM235 200V201H234ZM9 201H16V202H13V205H19V203H17V200H15V199H13V200H9ZM263 201V202H262ZM189 202V201H188ZM191 202V201H190ZM214 202V203H213ZM221 204H219V203ZM226 202V203H225ZM263 203V204H262ZM189 204L190 203H188V206H189ZM200 204V205H199ZM205 204V205H204ZM207 204H208V206H207ZM219 204V205H218ZM14 206L15 207V209L16 210H19L20 208H24L26 205H25V203H23V206H22V203L20 204L21 206L19 207L18 205L17 206ZM233 205V206H232ZM250 205H251V207H250ZM152 206V205H151ZM154 206V205H153ZM152 206V207H153ZM188 206H186V208L188 207ZM189 206V207H190ZM204 206V207H203ZM213 206V207H212ZM220 206H221V208H222V210H221V208H220ZM238 206V207H237ZM155 207H157V206H155ZM206 207V208H205ZM208 207V208H207ZM217 207V208H216ZM255 209H254V208ZM257 207H258V209H257ZM261 207H263V208H261ZM19 208V209H18ZM186 208H185V210H186ZM215 208V209H214ZM218 208L220 209V210H218ZM227 208V209H226ZM232 208V209H231ZM237 208V209H236ZM154 209H157V211H159L158 209H161V208H154ZM184 209V208H183ZM182 209V210H183ZM192 211H194L193 213H195L196 211L194 210V209H192V208H190ZM212 209V210H211ZM213 209H214V211H213ZM224 209H225V211H224ZM238 209H239V211H238ZM189 211V208H187V211H185L186 212V214H189L190 212H192V211ZM206 210V211H205ZM208 210V211H207ZM227 210V211H226ZM230 210V211H229ZM232 210V211H231ZM157 211H155V212H157ZM184 211V210H183ZM203 211V212H202ZM160 212V211H159ZM159 212H157V213H159ZM187 212H189V213H187ZM205 212H207V214L205 213ZM161 213V212H160ZM184 213V212H183ZM202 213V214H201ZM216 213V214H215ZM225 213V214H224ZM162 214V213H161ZM204 214V215H203ZM215 214V215H214ZM230 215V218H229V216H227V215ZM256 214V215H255ZM261 214V215H260ZM43 215V216H42ZM42 215H40V216H42V217H40V216H38V218H41V219H44L45 217V215L46 214H42ZM224 215V216H223ZM242 215H243V217H242ZM254 215V216H253ZM47 216V215H46ZM204 216V217H203ZM208 216H209V218H208ZM216 216V218H214ZM219 216V217H218ZM221 216V217H220ZM223 216V217H222ZM228 218H227V217ZM259 216V217H258ZM262 216V217H261ZM202 217L204 218V219H202ZM210 217H212V218H210ZM218 217V218H217ZM226 217V218H225ZM261 217V218H260ZM190 218V214L188 215V216H186V219H189ZM206 218V219H205ZM208 218V219H207ZM233 218V219H232ZM210 219H212V220H210ZM231 219V220H230ZM241 219V220H240ZM253 219V220H252ZM258 219V220H257ZM200 220H201V222H200ZM214 220H217V222H215ZM185 221H188V220H185ZM204 221V222H203ZM221 221V222H220ZM229 221V222H228ZM237 221V222H236ZM254 221V222H253ZM263 221V222H262ZM209 222H210V224H209ZM211 222H215V226H217V227H215L214 225H213V223L211 224ZM225 222H227L226 224H225ZM262 222V223H261ZM198 223V222H197ZM208 224V226H207V224ZM221 223H224L225 224V226H223V224H221ZM235 223V224H234ZM238 223H240V224H238ZM247 223V224H246ZM258 223V224H257ZM204 224V225H203ZM219 226H218V225ZM229 224V225H228ZM233 224V225H232ZM246 224V225H245ZM261 224V225H260ZM247 225H249V226H247ZM257 225V226H256ZM207 226V227H206ZM210 226V227H209ZM231 226H233V227H231ZM237 228H235V227ZM242 226V227H244L243 229V231L244 232H246V233H244L243 231H242V227L240 228V227ZM251 226V227H250ZM262 226V227H261ZM212 227V228H211ZM231 227V228H230ZM254 227V228H253ZM259 229H258V228ZM235 228V229H234ZM250 228V229H249ZM261 228V229H260ZM228 229V230H227ZM241 230L240 232L238 231V230ZM248 229H249V231H248ZM253 229V230H252ZM263 229V230H262ZM261 230V231H260ZM252 231H253V233L255 234H253L252 233ZM227 232V233H226ZM231 232V233H230ZM238 232H239V234H238ZM242 232H243V234H242ZM248 232V233H247ZM6 234L7 232H3V234ZM252 235H251V234ZM14 234V233H13ZM79 234H80V232H79ZM81 236H82V239H84V233L83 232H81ZM204 234H206V233H204ZM212 234V233H211ZM251 236V242H250V240H249V235ZM15 235V234H14ZM27 235H29L28 233H24L21 237H27ZM212 235H214V232H213V234ZM231 235V236H230ZM243 237H242V236ZM263 235V236H262ZM76 236H78V233L76 232V235L74 234V235H71V236H69L68 238L69 239H71V243L69 242V241H67L66 240V238H63V237H60V238H62V239H60V240H58V242H60L61 244L63 243L64 245H63V247L62 248H64V249H66L69 245H68V242H69V244L71 245L72 243H75V241L77 240V242L79 241V243L78 244H82V242L84 243V240H81L80 238H79V236L78 237H76ZM233 236V237H232ZM236 236H238L239 238H235ZM256 236V237H255ZM259 236V237H258ZM21 237H20V240H21ZM216 237V238H217ZM217 238L218 240L220 239V238ZM241 237V238H240ZM248 237V238H247ZM257 237H258V239H257ZM214 239H215V236L213 237ZM233 238V239H232ZM259 238H261V239H259ZM263 238V239H262ZM235 239H237V240H235ZM240 239V240H239ZM15 240H16V238H15ZM15 240H9V241H14V242H12V243H10L9 244V241H7L6 242V244H7V246H9V247H17L16 246V244L18 243L17 241H18V239L16 240V243H15ZM20 240H19V242H20ZM213 239H211V241H212ZM218 240L216 241V239H215V242H217L218 244H220L219 242H218ZM228 240H230V241H228ZM232 240H233V242H232ZM66 243V248H65V243ZM81 241V242H80ZM223 242H224V240H222ZM221 241V242H222ZM254 241H256V242H254ZM259 241V242H258ZM38 241L36 240L35 241V243H37ZM48 242H50V241H48ZM244 242V243H243ZM247 242V243H246ZM15 245H14V244ZM23 243V244H22ZM26 243V244H25ZM39 243V242H38ZM55 243V242H54ZM53 243V244H54ZM251 245H250V244ZM254 243V245H252ZM18 244H20L18 247H20L21 248V252L22 253H26V254H28V258L30 259H28L29 261H31V263L29 262V261H27V263L28 264H45L43 261H45V262H47V261H49V259L47 260V259H45V253H43V252H41V250H42V248H44L45 250V252H47V250L48 249H51V247L53 246L52 245V243L50 242V243H46V245L45 244H43V246L44 247H42L41 249H40V245H42V244H37V249L39 248V251L40 252H38V251H36L37 249H35L36 247H35V245H34V248H33V245L31 246V244H29V249L31 248L32 249V251H28L24 246H28V243L27 242H20V243H18ZM51 244V245H50ZM78 244L76 243V247H77V251L76 250H73L72 252H74V251H76V252H74V254L72 253V252H68L69 253V256L70 257H68L66 260H65V258H64V255H66L67 254V252H65V254H64V251L65 250H63V252H62V254H61V251L59 252V251H54V253L56 252L57 254H54V256H53V259H50L51 261H49V263L50 264H54V262H55V264H58V263H60V264H69L68 262H70V264H76L77 262H79V260H80V263H77V264H84V263H86V260H85V258H84V256H85V254H84V244L81 246V244H80V246H81V248L78 246ZM223 244V245H222ZM241 244V245H240ZM248 246H247V245ZM259 244H260V246H259ZM13 245V246H12ZM50 247V248H48V246ZM221 246H224L225 247V250H227V248H226V246L227 245H225L224 243H221L220 244ZM249 245H250V247H249ZM261 245H262V247H261ZM62 246V245H61ZM61 246H59V250L60 249H62V248H60ZM72 246V245H71ZM221 246H219L220 248H221ZM260 248H259V247ZM17 247V248H18ZM75 247V248H76ZM223 247V248H224ZM246 247V248H245ZM20 248H19V250H20ZM69 248V247H68ZM83 248V249H82ZM220 248H218V250L220 249ZM262 248V249H261ZM25 249L27 250V252L25 251ZM30 249V250H31ZM256 249V250H255ZM222 250V249H221ZM221 250H219V252L221 251ZM224 250V251H225ZM70 251V250H69ZM80 251L83 253V255H82V253H80ZM84 251V252H83ZM224 251H222V252H224ZM250 251V252H249ZM252 251V252H251ZM33 252H34V254H33ZM37 252V253H36ZM59 252V253H58ZM218 251L216 250V252L214 253V255L216 254V259H218V258H220V260H222V258H221V256H223V255H225V256H228V254L227 253H229V252H225V254H223L222 252H220V253H222L221 254V256L219 255L220 253H217ZM40 253V254H39ZM78 254V256H80V257H78L77 256V254ZM86 253V252H85ZM248 253V254H247ZM250 253H252V255L250 254ZM247 254V255H246ZM254 254V255H253ZM30 255V256H29ZM45 257H44V256ZM46 255H47V253H46ZM220 257H219V256ZM250 255V256H249ZM39 256V257H38ZM83 257V259H82V257ZM218 256V257H217ZM224 256V257H225ZM248 256V257H247ZM263 256V257H262ZM34 257H36V258H33ZM223 257V258H224ZM42 258H44V259H42ZM56 258H58V259H56ZM72 258V259H71ZM73 258H76V259H73ZM213 258H214V256H213ZM245 258H247V260L245 259ZM260 258V259H259ZM62 259V260H61ZM216 259H214V260H216ZM250 259V260H249ZM256 259V260H255ZM259 259V260H258ZM37 260V261H36ZM55 260V261H54ZM73 262H72V261ZM219 260V259H218ZM218 260H216V261H218ZM242 262H241V261ZM34 261H36V262H34ZM60 261V262H59ZM247 261V262H246ZM262 261V262H261ZM62 262V263H61ZM66 262V263H65ZM26 263V264H27ZM11 264H18V263H16V262H11ZM102 264H104V263H102ZM107 264H110V263H107Z\"/></svg>",
    "mask_w": 264,
    "mask_h": 264
}]
</instances>
